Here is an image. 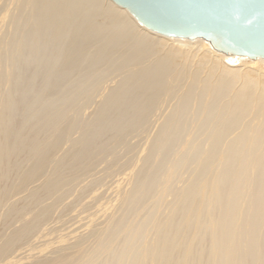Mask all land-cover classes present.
<instances>
[{
	"label": "bare ground",
	"instance_id": "1",
	"mask_svg": "<svg viewBox=\"0 0 264 264\" xmlns=\"http://www.w3.org/2000/svg\"><path fill=\"white\" fill-rule=\"evenodd\" d=\"M25 10L27 11V13H26L27 15L25 17H26V19H29V22H28L29 24H27V25H29V28L26 27V30L28 29L27 30L28 32H25L21 35L19 34L20 36H17L14 39V37L16 35H18V34H16L17 33V26H20L22 19H25L24 15H22V13L24 14ZM100 14L103 15L104 21L103 22L101 21V23L99 21V23H97L98 22V20H97V22L95 23V21H96L95 17L97 15L100 17ZM21 15L23 16V18L20 17ZM25 22H26V20H25ZM25 22H24V24H25ZM27 25H25V26H27ZM5 28H9V30L11 32V38L9 40H8V38L6 39L4 37V36H6V34L3 32V31H5L4 30ZM20 32L21 31H19V33ZM3 33L5 35H3ZM6 33H8V31ZM89 37H94L95 40L97 38L96 43L98 41H100V44H99V42L97 43L98 48H96L94 50L92 49L93 51L83 45L87 41V38H89ZM98 38H99V40H98ZM33 39L38 40L36 44H34ZM54 45L56 46V48ZM88 45H89V42H88ZM52 46L55 48L56 51L54 50V48H52ZM84 47H86V49L90 50V51L86 52V55H85V52H83V51H85ZM50 48H52L55 52H57L55 57L51 56L52 53H50V56H51L50 59L53 57L52 59L55 58L54 61L56 64L57 63L58 64L60 63V65L64 64V67L62 66L63 69L60 67V65L56 66L57 68H59V67L61 68V71L58 70L56 73H55L56 68L53 67V65L51 66V70H50L49 60H45L43 62L41 61V63H40V60H42L44 57L42 55H44L46 52L47 53L50 52L49 51ZM57 48H58V50H57ZM124 48H125V50H123ZM107 49H109V52L111 50L114 52L116 51L117 54L112 52V51L111 52L114 55H117V58L119 56L120 57L119 59L121 61H122V59H121L120 55L122 53L124 64L126 63L128 67H129V65L135 66L136 70H135V67H134V69L131 68L132 73H130L131 72V71H129V69L131 67L130 66L128 68L129 72L127 71V73H125L126 75H124V77H123L122 71H120L121 69H119L120 72L117 71V75H116L115 74L116 70L113 67L118 69V68H120L119 64L116 63V65H118V67H117V66L111 64V63L116 62V60L112 61L111 60L112 57H111V59L107 58L108 63L110 61H112L109 63V65H113V67L110 66V75H113V70H114L115 71L114 74L116 75L114 77H117V78H115L116 85L118 83V87H120L119 84L121 83L122 78L126 83H125V85H123L124 81H122V86L120 87V89L116 93L114 92L115 93L114 96L112 93L110 94V96H112V97L108 98V96H107V98H106L107 100L104 99V102L101 103L102 104L101 107H98L99 105H97V102H96L97 109H95L94 105L92 106V108L89 106V102L91 101L90 104H92V102L94 103V99H92L93 101L91 99L89 101V99L86 98L87 94L84 93L85 94V98H84V96L80 95L81 93L83 95V91L80 93V92H78L79 90H77L75 88L77 90L76 93H79V96L83 97V99H87V102H86V101H83V99L81 98L83 103L86 102V104H85L86 108L84 107L85 109L84 108L81 109V112L85 111L86 109H87L86 111L91 110V112L93 110L92 113L93 114L95 113V115H96V110H98V108H99L98 113H100V115H99V118H100L101 114L103 115L107 112H110L111 110H113V112H114V110H116L115 111L116 113L121 112L123 114H126L128 120H129L128 122H131L130 120H134L137 117H140V116L146 114L148 110L150 112V110H151L150 107L153 104L155 105V103H156L155 106L153 105V107H155L154 109H156L157 103H159L158 104V108H159L160 103L164 99L167 100V101H163V103H165V104H167L168 100L170 99L171 101L174 100V102H173L174 104L172 102L171 103L168 102V106H166V107H168V109L170 110L169 113H168L169 110H167V112H165L166 110L163 111V109L166 108L163 103L161 105V107L164 105V107H162L163 109L160 107L162 111H159L160 114L159 113L158 114L161 116L164 115L163 116L164 120L166 119L165 116H167V119L165 120L166 123H165L163 129H161L163 126V121L157 120L156 123L161 121L160 124L162 123V125L160 126L161 128H158L159 123L157 124L158 125L157 129H159L158 130L159 132L155 136L158 135V137H156V139H153V141H156L158 138L159 141L154 142L156 146H157V142H158L157 147L160 146L159 148H161V146H164V145L167 147L164 146L165 148L163 147V149H161V150L157 148V150L158 151H163L165 149L167 150V148L169 147V144H171V143H168V141L171 139L174 140L175 136L177 135V133L180 130L181 125H179L178 121L179 120H180V122L184 121L185 120L184 118L188 117V113H189V117H191L192 119L193 118L195 119V121L191 120V122H194L193 123L194 125L191 123V133H194V131H195L196 132L195 135H197L196 136L197 141H195L193 139L194 138L193 134L187 133L190 131L189 130L190 124L188 126V122L190 123V118L189 119L186 118V120H188V121L187 122L184 121V124L182 122L183 128L181 126V131L184 129L185 126L188 127L187 129L185 127V129L187 131L186 134H188V135L183 136V138H186V139L184 142L182 141V144H180L181 143L180 139H182V135L185 133L181 134V138H178V139L176 138V140L178 141L177 143L179 145L177 143H174L176 145L175 146L176 149H178V146H180V148H179L180 150L178 151V154H180V157H181V159H179V161H177L179 158V156L177 154V156L174 158L177 161V163L175 165L177 166V164H178V166H179V162L182 160L183 165L181 163L180 168L184 172H186L187 169H189L191 166H192L191 169H193L194 171H195V168H193V167H196V169L198 168L196 170L197 174L196 173L193 174V171L191 170L192 174L194 175V178H191L193 180V182L191 180H189L188 185L186 184L187 186L184 184L185 185L184 190H182L183 187L181 188L179 186L180 188L178 189V191L176 189L177 193H176V191H174V193L172 192L174 188L170 189V192H172L174 194V196L172 195L174 197L173 198L171 196V194L168 195V193H170V192L167 191V187H168L167 185L172 181V179L175 176L172 172H170V174L167 175L165 178L160 179V180H162L161 184H158L155 179H152V180H155V183L158 185V189L157 190L155 189L156 194L153 195L154 201L151 198L152 202L151 201L150 202L152 204H154L153 202H155V201L163 202L162 199L165 198V201H166V199H167V201L169 199L170 201H168V203L167 202L165 203L166 207H168V205H169V207L171 206L170 208L168 207L169 212L167 210V214L168 213H169V215L171 214V217H169V218H174V216L176 215L175 216L176 218H174L175 222H176V219L179 217L177 222L174 224V221H173L171 224V220H170V222H169V218L167 220L168 215L167 214L165 215L164 214L165 212H163L162 209H160V210L158 209L159 210L158 213H159V217H162L163 215H165V217L163 216L164 217L163 220H165V221H163L158 216H154L155 213H156L155 215H157V211H156L157 209L155 210V208L159 207L157 204V207H156V205H154L155 207L153 209L155 210V212L153 210V213H154L153 216H151V214H149L150 216L147 219V223H149L148 226L146 223H144L145 227H142L143 225H136L132 230H129L128 227H126V228L121 227V229H123L122 231L119 228L120 226H118V228L120 230V234H118V235L122 236V234H123L124 235L123 237L126 239V241L124 242L123 246L120 248L121 250L119 249V250H117V252H116V250L114 252H112V253L116 254V257H118V258L114 257L113 254L111 255V256H113L112 260H114L115 258L118 259L117 262L114 264H264V58L256 57V58L249 59V58L243 57V56H235V55H231V54H227V53L218 52V51L214 50L207 41H205L203 39H199V38L191 40V39H185V38L168 37V36H164V35L154 33L152 31L148 30L147 28L143 27L140 23H138L132 17V15H130L128 13V11L126 9L116 5L111 0H0V72H2L1 77L3 79H5V80H0V83H1L0 92L2 94H3V89L7 90L6 89L8 86L7 83H9L10 86H13L16 84L15 82H17V80H18V79H16L18 76L16 75V77H15L14 75L17 74L18 72L21 73L22 71H24V70L21 71V69L24 67L23 64L25 65V68L29 67V66H30V68H32L35 65L34 64L35 60H37L38 57H40V56H41V58L39 60V64L41 65V68L39 67L38 69H40V70L42 69V72L44 71L43 69H46V73H47V69H48V73L50 71L53 73L52 77L50 75L51 73H49L50 76H48V77H50V78H48V79L45 77H43V78L39 77V78H41V80L42 79L44 80V78H45V80L47 79L49 81V83L45 82V84H48V86H49V84L51 86L52 82L54 84H55V82L56 83L58 82L59 85H57V86L60 90H62L61 89V87H62L61 82H59L58 79H62L63 73H64L63 79H64V77H66V75L74 76L75 71H79L77 73L80 74V76H79V78H76L75 76H74L75 78L72 77L74 79L73 82L77 79L76 81L79 82V84H81V86H83L85 83L88 82V78H90V79L93 78L94 80L92 79V81H98L99 80L98 81L99 83L103 82L102 81L103 75H102L101 80H100L99 76H101V75H99L100 73H98V72H97V74L99 76L93 72V76H94V74H96L97 77L96 76L93 77L91 75L92 76V78H91L89 75L92 73V70H91V73H89L90 71H88L89 70L88 67H91L90 69H92V67H93V69L96 70V67H98V62L101 60L103 53H105L104 51H107V53H108ZM53 50H51V52H53ZM121 50H123V51H121ZM82 52H83V55L81 54L82 55V57H81L79 53H82ZM27 54H28V56H26ZM113 54L110 56H113ZM75 55H78V56H75ZM24 56H26V57H24ZM149 56L151 57V60H150ZM107 57H109V56H107ZM114 58L115 57H113V59ZM48 59H49V57H48ZM52 59L50 61H53ZM33 61H34V63H32ZM145 61L146 62L149 61L146 64V66H145ZM37 63H38V61H37ZM96 63H97V66L96 65L92 66ZM104 63H105V60H104ZM142 63L144 66L142 65ZM9 64H11L10 68H8ZM12 64L13 65L16 64L14 66H17V64H21L20 65L21 69L19 68V70H18L19 65L17 66L16 69H14L15 67H13ZM31 64H33V66H31ZM51 64H54V62H51ZM56 64H54V65H56ZM65 64H66V67H65ZM126 64L125 65L120 64L121 67L123 68L122 70H124L125 67H127ZM84 67H85V69L87 68L86 71H85ZM7 68L9 70V74L6 72ZM99 68L100 67H98V70H100ZM111 68H113L112 74H111ZM26 69H29V68H26ZM64 69L66 71L68 70V71H72V72H66L65 71L66 72L65 73V72H63ZM4 70H5V72H4ZM11 70H15V71H17V73L15 71H13L12 72L13 74L11 75ZM35 70H36V68H35ZM82 70L84 72H86V74H88V75L86 76L83 72L81 73ZM126 70H127V68H126ZM126 70H125V72H126ZM59 71L61 72L62 75L60 74ZM27 72H28V70H27ZM3 73L6 76H4ZM19 73H18V75H20ZM118 73L122 74V78L121 79L119 78L120 83L118 82L119 81V79H118L119 74ZM28 74H29V72H28ZM81 74L85 75L86 78L88 77L87 80L84 81V84L82 83L83 79L81 80V78H80L82 76ZM43 75L46 76L45 73H43ZM22 76H24V75H22ZM125 76H126V78H125ZM20 77H21V75H20ZM14 78L16 81L13 82ZM27 78L28 77H26V79ZM26 79H25V81H26ZM67 79L68 78H66L65 80H67ZM79 79H80V81H78ZM112 79H113V77H112ZM28 80H30V77L27 79V82H28ZM84 80H85V77H84ZM11 81H12V84L10 83ZM31 81H32V79H31ZM77 82H75V83L78 84ZM13 83H15V84H13ZM75 83H74V85H76ZM66 84H68L66 86H69L70 83H66ZM79 84H78V87L80 88ZM2 85L5 88L2 89ZM60 85H61V87H60ZM107 85H108V83H107ZM116 85H115V87H116ZM50 86H49V88H50ZM87 86H88V88H87ZM89 86L90 85H88V84L83 86L85 90L87 89V93H88V91L91 92V90H92L91 87L89 88ZM52 87L54 88L55 85ZM69 87H71V84ZM69 87H64V88H69ZM58 88L55 87V91H56V89L58 91ZM37 89H39V88H36V90ZM43 89L41 91H43ZM38 91L39 90H37L36 93H38ZM44 91H45V89H44ZM71 91H72V89H71ZM73 91H74V89H73ZM73 91L71 93H69V89H68V91H65V89H64V91H62L63 93L68 92L69 94L73 95V97L71 95L66 96L64 93V95L66 96V97H64L63 93L61 92V95L64 98L62 96H61V98L59 97L60 95H58V94H60V92H58V94H56L57 92L54 94L53 93L54 91H51L53 93V94H50V96L52 95V98L54 97L53 95H55V96L58 95V98H60V100L57 101L58 104L61 101V99L63 98L61 101L62 102L61 105L59 104L57 106L58 108L60 106H62L61 110L62 109L66 110V111L61 112V110L57 108V110H60V114H61L60 121L61 122L55 116H53L52 118L50 116H48V114H50V113L49 112L47 113V110H46V112H43L45 117L42 113L41 114L43 115L44 119L46 118V114H47L48 119H50L49 122H48V119L44 120L42 118V115L40 114L39 121L41 119V122L38 121L40 127L38 125H36V128L38 127L40 129L39 130L37 129V131L35 130V131H33V133H31V135L35 133L37 137H38V134H40V137H41L44 135L45 129H46L47 134H45V135H46V139H49V141H47L45 139V135L43 136L44 139H43V137H41V139H40V137H38L37 139H40V140H39V142L37 141L35 148H33L36 139L33 136H32V138H30L31 135H30V137H29V135H27L30 138V140H28V142L25 145L24 142L28 138L27 137L25 138V134L23 136L21 127H20L21 130L19 129V131H21L22 136H20V132H19V134L17 132L18 128H16V126L13 123V125H14V126H12L13 127V137L15 138V135L17 134L16 137L21 138V140H20V138L19 139L16 138L17 142H18V140H20V142H18L16 147L19 149V151H24V154L26 153L27 157L29 156V154L31 155V156H29L31 158L30 159L31 163H29L27 158L24 157L25 162H26L24 164L25 165L27 164L29 166H30V164H33V168L30 169V171H28L27 168L29 169V167L27 166V168H26V166H25L24 167L25 170H23L24 172L22 171L23 174L25 173L26 176H28L29 180H30L31 176H34L37 174L36 175V177H37V176H39V174L41 175V172H42L41 169L42 168H44L43 172L45 173L46 165L48 166V168H50V165H51L50 161H53V159H54V162H55V158H53V157L60 154L57 151H58V149L61 148L60 147L61 144H63V145L65 144V143H63L64 139L66 142L67 141L66 139L68 138L69 145H70V143L71 144L73 143L71 140L69 141V138H70L69 136H71V134L73 133L72 132L73 130H71L70 128H68V130H67V127H66V125H68V123H67L68 119H69V122L72 120V118L70 119V114H71V117L72 116H75V117L78 116L79 117L78 120L74 117V119L77 120V123L80 121V123H78V126L80 124L82 125V127H84V124H85V126H87L86 123H88V121H84V120L80 119L81 117L79 114H81V113L78 112L76 114L77 109L75 110L74 107H72L73 110L72 109L67 110L68 104L70 103V101L76 97L74 94H72ZM133 91L134 92L136 91V93L133 94ZM5 92L6 91H4V93ZM43 93L45 94V92H43ZM91 94L94 95V93H92V92L90 93V95ZM95 94H96V92H95ZM10 95H12V97H9ZM10 95L8 93V96L6 95L5 100L3 98L4 95H0L1 96V99H0V136H1L0 137V185H1V182L3 183V179L5 178V173H6V172L5 173L2 172V167L5 166V163L8 164L7 166H9L10 164L12 165V162L14 161V160H12L11 163L9 162L10 164L7 163L9 160H6V162L4 161V159H6L8 157V154L13 153V155H14V152H12V150H11L12 146H13L12 143L14 142V140H12L11 136H9V139L11 138L12 142H10L8 139V135L10 133L12 134V127H11L12 122L10 120L11 116L9 115V112L11 113V110L9 111V105L13 103L12 102L13 98L15 99L16 96H17L16 98H19V94L15 95V93L10 92ZM21 95H22V92H21ZM101 95H103V93L102 94L99 93V99H100ZM97 96H98V94L95 97H97ZM52 98H51V100H52ZM103 98H104V96L102 97V100L100 99L101 100L100 102L103 101ZM75 99H76V102L79 101L78 98H75ZM15 100L16 101H14V102H17V99H15ZM81 104L82 103H80V104L78 103V106L80 105L79 109L81 108ZM169 104L170 105L173 104L171 109L169 108ZM191 104H193L192 108H194L196 110L195 111L193 109L195 111V115H193L194 114L193 110L192 111L190 110ZM10 106L12 107V105H10ZM78 106H77V108H78ZM75 107H76V105H75ZM87 107H90V108H87ZM158 108H157V111H158ZM48 110L52 111L51 114H53V111H55V107L52 106ZM69 110L71 112H73V114ZM190 111L192 112V115H191ZM56 112L58 113L56 116L59 115V117H60L59 112L55 111V113ZM67 112H70V114L68 113V115L66 117L67 119L65 120L64 115H66ZM115 112H114L113 116L111 117V119L112 118L114 119V121H112V123L115 124L116 126L113 129L114 131L111 128L110 129L112 130L111 132H116V133H118L116 131L118 129V131H119L118 135L113 136V137H118L119 134L122 132V130H119L120 127H117V125L118 124L120 125L122 121L119 119L120 114H117L116 118L118 120H116V118H115L116 113ZM162 112H164V113L161 114ZM196 112H198V115L196 114ZM38 113H35V116H38ZM62 113L64 114L63 116H62ZM92 113H90V116ZM98 113H97V115H98ZM155 113L157 115L156 111H155ZM167 113L169 115H167ZM87 114H89V113H87ZM108 114L109 115L106 114V118L110 117V113H108ZM148 114L149 113H147L146 115H148ZM151 114L153 115L154 113L151 112L149 114L152 117ZM82 115H83V112H82ZM95 115L94 116L92 115L93 117L91 116V120L96 121V119H94V117H98V116L97 115L95 116ZM196 115H197V117H196ZM12 116H13V113H12ZM62 117H64V118L62 119ZM123 117L124 116H122V119H123ZM154 117H153V119H154ZM7 118H8V120H7L8 123H6ZM54 118H55V120H54ZM99 118H97V119L100 121V124H101L102 122ZM52 119H53V121H52ZM140 119H142V118L140 117ZM181 119H182V121H181ZM37 120H38V118H37ZM37 120H36V123H37ZM46 120H47V122H46ZM57 120H58V122H60L61 128H63V130L59 128L60 124H58ZM81 120L85 123L82 124L83 122ZM44 121L47 123L45 125L47 128L44 127V124H45ZM54 121H55V123L57 122L56 125H55V123L53 125ZM94 121H91L93 123L91 126L89 124L90 123V119H89L88 128H87L88 129L87 130L88 131V134H87L88 137L90 136L89 131L91 132L92 130H94V129H91V127L96 129V127L98 126L99 121L98 122L96 121L97 125L95 124ZM125 121H126V119H123V122H122L123 125L121 124L123 131H125L124 129H126V128L128 130H130V128L134 124L132 123V126H131L129 123V126H128L125 123ZM134 121L138 122L139 120L137 119ZM142 121H143V119H142ZM146 121L147 120H144V122H143L144 125H145ZM148 121H150V120L148 119ZM148 121H147V124H148ZM65 122H66V125L64 127L63 125L65 124ZM73 122L75 123V121L73 120L71 125L73 126V129L75 127L76 131H78V128L82 129V130L85 129V127L82 128L81 125L79 127L77 126V128H76V126L74 125ZM108 122H110V121H108ZM185 122L187 125L185 124ZM77 123H75V124L77 125ZM49 124H50V126H49ZM100 124H99V126H100ZM124 124H125V126H124ZM94 125H95V127H94ZM107 125L109 128L111 123H107ZM14 127L17 129V130H15L16 134L14 131ZM52 127L53 128L57 127L58 132L60 131L62 136L67 133L66 134L67 137L65 136V138H62L61 135L59 136L60 133H58L57 130L53 129ZM89 127L91 130L89 129ZM65 128H66V130H64ZM101 128H102V125H101ZM105 128H107V127H105ZM105 128H104V131H105ZM122 128H120V129H122ZM51 129L56 132L58 137H56V134H54L55 136L53 135V137L51 136V133L52 134L54 133L53 131H51ZM97 129L94 132H91V134L93 133V135H91L87 139L88 141H90V140L92 141V138L99 132V131H97ZM149 129H151V127ZM157 129H156V131H157ZM185 129H184V131H185ZM198 129H201V130L196 131ZM69 130H70V132H69ZM154 130H155V127H154ZM63 131L65 134H63ZM96 131H97V133H96ZM107 132H109L108 129H107L106 133ZM199 132H201V134H202L201 137H200ZM48 133L50 134V136L48 135ZM69 133H71V134H69ZM82 133L84 134V131H82ZM41 134H43V135H41ZM83 134L81 136H83ZM134 134H136V133L134 132ZM137 134H138V132H137ZM137 134L135 135L136 137H137ZM159 135H160V138H159ZM81 136H80V138H81ZM97 136L98 135H96V137L93 138V143L95 141L99 142ZM135 136H133V137H135ZM152 136L150 135V138H152ZM198 136L204 142L203 145L205 147L203 145H200L202 147H200L198 145L199 143H197V142L201 141ZM51 137H52L53 141L56 138H57V140H55L53 143ZM133 137L131 134V139H133ZM148 137H149V135H148ZM61 138L63 139V142H62ZM79 139H75V141L77 140V142H78ZM94 139H96V140L94 141ZM128 139H129V137H128ZM131 139H129V140H131ZM42 140H43L44 144H47V145L49 144V146L51 144L52 147L55 146V150H53V152L55 151V153L57 152V154L53 156V154H55V153L52 154V148L50 147V150H49V146H47V148L45 147V149H46L45 153H47V150H48V152H50L52 155L48 154L49 155L48 156L47 154H45L44 153L45 149L43 150L42 147L40 145H38V143H41ZM59 140H61V142ZM129 140H128V144H131V143H129ZM135 140H137V139H135ZM57 141L60 143V145H59V143L57 144ZM84 141H86V139L85 140L83 139V141L81 143L82 146L84 144L87 146V144L84 143ZM114 141H115V139L112 142H114ZM77 142H74V145ZM116 142L117 141H115L114 146L118 145V143H116ZM118 142L120 144V141H118ZM171 142L173 144L172 140H171ZM15 143H16V141H15ZM196 143H197L198 147H200V149H198L195 146ZM19 144H20V147H19ZM99 144H100V142H99ZM134 144H135V141H134ZM14 145H16V144H14ZM27 145L30 147L28 148ZM66 145H67V142H66ZM76 145L78 146V144H76ZM90 145H91V143H90ZM90 145H88V146H90ZM23 146L26 148V150L24 149ZM70 146L72 147V145H70ZM77 146L74 147V150H73V147L70 150L71 147L68 148L66 146V148H65L63 146L66 149L65 156H64V154H63V156L66 159L67 156L71 153V155L68 157H70V159H72V156H73V159H74L73 161H75V164L78 163V161L80 160L78 163V165L80 167L78 176L80 174V177H79L80 181H84V177H83V179H81V176H84V174H87V173L85 172L83 174L82 173L83 169L81 167L84 163L89 164L88 160L90 159L89 161H91V158H92L91 154L93 155L92 152H94V154L96 152V154H97V151H99L100 149L99 148H97V150L94 149V147H97L98 145L97 146L93 145L91 147L93 149H90V151H89L90 155L88 156V159H87L84 156V151H82V152L79 151ZM107 146H109V143L107 144ZM123 146L127 147L128 145L125 142V144ZM156 146H155V148H156ZM56 147H59V148L57 149ZM146 147H147V145H146ZM67 148L70 151H68ZM110 148H111V146L109 147V149ZM114 148H116V147H114ZM171 148H173V147L171 146ZM31 149H32V151H30ZM15 150H16V148H15ZM15 150L13 147V151H15ZM72 150L74 152L73 155H72V153H73ZM76 150H78V151L76 152ZM128 150L130 151L129 148H128ZM128 150L126 151V154L129 152ZM173 150L175 152H177V150H175V148H173ZM19 151L16 150L17 155H18ZM28 151H29V154L27 153ZM112 151L114 152V150H112ZM145 151H147L146 148H145L144 152ZM189 151H190V153H188V155H187L186 152H189ZM16 152H15V155H16ZM67 152H69V154ZM139 152H141V151H139ZM175 152H173V153H175ZM101 153H102V151H101ZM115 153H116V150H115ZM184 153L186 154V156H184ZM81 154H82V157H80ZM13 155H11V157H13ZM75 155H76V157H74ZM98 155H99V153H98ZM102 155H104V154L102 153L100 155V160H101ZM133 155L135 156V154H133ZM173 155L174 154H172V156H170V157H172L171 160L174 161V163H175V160H173ZM32 156H34V158H32ZM111 156H112V158L110 157L111 163H109V161H107L108 167H107V162H105V166L107 167V169H110L109 166H111L113 163H115L113 161V159H115L116 156H114L115 158H113V155H111ZM120 156L121 155H119L118 157H120ZM134 156L132 157L133 160L135 158ZM18 157L19 158H16V157L12 158V159H14V158L17 159V161L15 159V161L17 163L14 161L15 164L17 165L16 166L17 170L21 164L20 160L24 159V158H22V156H20V153H19ZM20 157H21V159H20ZM49 157L50 158L52 157V159H50ZM79 157H80V159H79ZM56 158H57V156H56ZM59 158L57 159L56 164L60 162ZM82 158H83V160H84V158H86L87 163L84 162L81 164ZM124 158H125V156H124ZM18 159H20L19 160L20 163L18 162ZM33 159H34V161H33ZM47 159L48 160L50 159V161L46 163L45 161ZM65 159L60 158V160H64V161H65ZM189 159L191 160L190 164H192V163L193 164L192 165L186 164V166H185L184 164L187 163V161L190 162ZM67 160H68V158H67ZM96 160H98V158ZM133 160H131V161H133ZM112 161H113V163H112ZM115 161H117V160H115ZM131 161L129 159V162H131ZM196 161H197V166H196ZM34 162H36V163H34ZM48 163L50 165H48ZM69 163H70L69 161H68V163L66 161V163H65L66 167H64V166L62 167V165H63L62 162L60 163L61 164L60 167L57 166L56 164L54 165V169L56 170V172L58 171L57 172L58 176L54 175V180L53 179L51 180L53 174L52 173H51V175L49 174L50 180L52 182H54L53 184H55V185H53V187L52 186L50 187L51 188L50 190H52V192L49 195H51L55 192L54 189L56 190V188L54 186L59 187L61 185L62 182H60V180L63 181L62 178H64V176L66 178H68L67 176L70 175V172L67 171V168L69 167L68 166ZM174 163L171 162L170 166L172 164H173V166H175ZM18 164H19V166H18ZM44 164H45V167H42ZM80 164H81V166H80ZM90 164H92V163H90ZM94 164H95V162H94ZM128 164H130V163H128ZM145 164L146 163H143L144 166H145ZM88 166H90V165H88ZM88 166L86 165L85 168ZM94 166L92 165L90 167H94ZM113 166L114 165H112V168H113ZM118 166H119V164H118ZM11 167L9 168V170L12 169ZM51 167H52V165H51ZM57 167H59L58 170H57ZM139 167H140V164H139ZM183 167H185V168L183 169ZM63 168H65L66 173L68 172L69 174H66L64 172L65 170ZM76 168L78 169L77 166H76ZM100 168L102 169V167H100ZM171 168H173V167H171ZM46 169H47V167H46ZM54 169L52 167V171H54ZM77 169H75V170H77ZM80 169H81V171H80ZM9 170H7V171L9 172ZM17 170H15V171H17ZM61 170H62V172L65 173V175H62L64 173H62ZM71 170L73 171V169H71ZM103 170H105V168ZM59 171L61 174L59 173ZM96 171H97V169H96ZM198 171H199V173H198ZM44 173H42V174H44ZM46 173L48 175V172H46ZM81 173H82V175H81ZM111 173H112V171H111ZM17 174H18V172L15 173V175H17ZM23 174L21 173V177L24 179ZM96 174L97 173H94L93 175H96ZM109 174L110 173L108 172V175ZM15 175H14L13 179L15 178ZM7 176H8V174H7ZM127 176H130V175H127ZM56 177H57V179H56ZM76 178H78V177H76ZM13 179H11V180H13ZM35 179H37V178H35ZM43 179H41V181ZM70 179L76 180L75 178L74 179L71 178V175H70ZM87 179H88V177H87ZM127 179H129V177H127ZM20 180L21 179L19 176L18 181H20ZM55 180L56 181L58 180V182H60V184L58 182L56 183ZM152 180L150 179L151 182H152ZM24 181H25V179H24ZM32 181L33 180H30L31 185H32ZM41 181H39V183ZM64 181H63V183H65ZM95 181H96V179H95ZM127 181L129 182V180H127ZM14 182H15V180H14ZM36 182H37V180L35 181V183ZM49 182L50 181H48V183ZM101 182H102V180H101ZM42 183H44V182H42ZM77 183H79V182L77 181ZM81 183L83 184V182H81ZM98 183H100V180ZM13 184H15V183H13ZM27 184H29V182L28 183L26 182V185ZM91 184L92 183H89L90 186H91ZM189 184H192V185H189ZM86 185H87V187L89 186L88 184H86ZM29 186H30V184H29ZM49 186H50L49 184H48V186L46 185V182L42 185L40 183V186H38L36 188L37 191L36 190L35 191L38 194L40 191L41 196L45 197L46 195L44 196L43 194H47L46 192L49 190ZM62 186L63 185H61V187ZM75 186H77V184L74 185V187ZM182 186H183V184H182ZM19 187H20V185H19ZM23 187H24L23 189L21 188L22 190H24V189L27 190L28 186H24V184H23ZM43 187L45 189H47L46 187H48L46 192H45V189L44 190L42 189ZM71 187H73V186H71ZM78 187H80V185ZM83 187L86 188L85 185L82 186L80 188V190H81L80 192L83 191L84 195H85V189L83 190L82 189ZM89 187L87 189H90ZM117 187H119V186H116L115 189H117ZM139 187H138V190H139ZM31 188L33 189L32 186H31ZM2 189H3V187L0 189V191ZM34 189H35V187H34ZM87 189H86V191H87ZM94 189L91 188L90 190L93 191ZM97 189H99V188L97 187L96 190ZM118 190L119 191L121 190L120 187ZM138 190H136V191H138ZM140 190H141V187H140ZM41 191L44 193H42ZM166 191H167V193H166ZM15 192L16 191H13L11 194H13V196H14ZM22 192H24V191H22ZM33 192H34L33 190H31V193H30V191L28 192V196L30 198H31V196L29 195V193L31 195H33L32 194ZM59 192H61V191H59ZM75 192H77V190ZM78 192H79V189H78ZM133 192L135 193L136 198H137V196H139V195H137V192H135V191H133ZM18 193H19V191H18ZM18 193L16 192V194H18ZM116 193L117 192H115V194ZM3 194L0 193V202L2 200L1 198L4 199V197H2ZM16 194L14 196L15 198H16ZM61 194H62V192H61ZM92 194H94V193L92 192ZM138 194H140L139 191H138ZM165 194H167L168 196H166ZM7 195H9L8 192H7ZM10 195H9V201H10V198L12 199L11 201H14V199L12 198V195H11V197H10ZM125 195H126L125 198H131L133 196L132 194H131V197L130 196L127 197L128 194H125ZM47 196H48V194H47ZM58 196L56 195L57 199H58ZM68 196H70L69 193H68ZM71 196H72V194H71ZM76 196L78 197V195H76ZM79 196H81V194H79ZM86 196L87 195H85V197ZM98 196H100V198L102 197L101 195H97L98 199H99ZM169 196H171L173 200L175 199V202L172 201V199H170ZM73 197H71V199ZM77 197H75V198H77ZM123 197H124V195H122V198ZM133 197L131 198V201H132ZM35 198H37V197H35ZM45 198H47V197H45ZM27 199L28 200H26V203L30 201V199L28 197H27ZM78 199H77V202H78ZM85 199H87V197ZM39 201L41 202L42 200H39ZM39 201L36 200L35 202H33V203H35L36 206L33 204V206H31V209H27L26 210L27 212H25L24 215L26 213H28V210H32L33 207L35 209H36V207H39V209H40ZM79 201H80V199H79ZM82 201L83 200H81L80 202H82ZM112 201L114 202V200H112ZM171 201H172V205H171ZM60 202H61V199H60ZM73 202H75V201H73ZM80 202H79V204H80ZM161 202L159 203V205L162 204ZM5 203H6V200H5ZM12 203L14 204V206H17L16 210H15V207L12 205V208L14 207L13 210L17 211L18 205H15L14 202H12ZM30 203H28V204H30ZM94 203H95V201H94ZM46 204L48 205L49 203H46ZM53 204H54V202H53ZM56 204H55V206H56ZM79 204L77 203V205H79ZM83 204H84V201H83ZM123 204L121 203V206ZM27 205H26V208H27ZM47 205H45V202H44V206L42 205V207H41L42 209H40L42 211L40 215L34 213L35 218H33V219H35L37 222L33 221V219H32V221H33L32 225L29 224V223H31L29 221H26V223L24 222L26 225H27V222H29L28 223L29 227L27 225L28 228H26V226L24 225L25 226L24 233L28 232V235H26V236L24 235L25 236L24 239H23L24 236L22 237L20 235V234H22V231L17 235V233L20 231L19 229H21L22 226H20V228H18V232L16 230V234L12 232L13 235L15 234L14 237L16 236L18 238V236H19L20 240H22V239H23V241L25 240L24 243L22 242L24 245L26 242H29V240L31 239V230L32 229L30 230V226H32L33 228L34 227L38 228V226H40L39 224H41L43 222L42 218H43L44 214L47 215L48 212H52V210L50 211L49 206H51V209L53 207H55L52 205V203H51V205L49 204V206H47ZM66 205H65V207H66ZM87 205H88V203H87ZM94 205H93V207H94ZM1 206H2V204H1ZM121 206H120V208H121ZM3 207H4V205H3ZM3 207H2V209H3ZM44 207H45V209H44ZM46 207H47V209H46ZM65 207L64 206L62 207V208H64L63 209L64 212H65L66 208H68V207H66V208ZM84 207H86V206L84 205ZM97 207H99L98 211H97V209H95V210L98 213L99 212L107 213L111 208V204L109 203V201L107 203H105V202L101 203L100 202V205ZM23 208L25 211V207H23ZM127 208H129V207H126V209L123 210L121 212V214L125 213L126 210L128 211ZM7 209H6V211L8 214H9V212H11L10 213L11 215L9 214L10 217L8 219L11 218L10 222L15 221V224H16L19 216L15 217V215L16 214L18 215L19 210L17 213V212H14L12 210L9 211ZM86 209H89V208L86 207ZM165 209L166 208L164 207V211H165ZM54 210H55V208H54ZM89 210H91V209H89ZM33 211H35V210H33ZM84 211L87 212V210H84ZM111 211H109V213ZM20 212L22 213V215H21V213L19 215L21 217L24 216L23 212L22 211H20ZM72 212H74L73 208H72ZM130 212H131V210L128 211L129 214H130ZM161 212H162V214H161ZM29 213H30V218H31L33 216V213H32V216H31V212H29ZM79 213L81 214V211ZM12 214H13V216H12ZM58 214H59V211H58ZM65 214H66V212H65ZM112 214H113V211L111 212V215H110L111 217H112ZM160 214H161V216H160ZM172 214H174V215H172ZM177 214L179 216H177ZM38 215L41 218H39ZM82 215H83V213H82ZM107 215H109V214H107ZM125 215H127V212H126V214L123 215V217H125ZM53 216L55 217V215H53ZM53 216H51V217H53ZM56 216H58V215H56ZM72 216H74V215H72ZM75 216H76V214H75ZM51 217H50V219H51ZM101 217L102 216L100 215V218ZM151 217H152V219H151ZM23 218H25V217L20 218L18 220L17 224H19V221H21L20 223L22 225V222L24 221ZM27 218H29V217H27ZM12 219L13 220L15 219V220L12 221ZM37 219H39V220H37ZM40 219L42 220V222L38 223V221H41ZM66 219H67V217H66ZM102 219L104 220L103 217H102ZM150 219H151V221H150ZM174 219H172V220H174ZM58 220H61V219H58ZM106 220L108 222L109 219H106ZM148 221H150V222H148ZM58 222H60V221H58ZM91 222H92V218L89 219V224L87 222V224L85 223L86 225H84V226L89 227ZM35 224H37V225H35ZM104 225H105V223H104ZM104 225H102L101 227H103ZM5 226L9 227L8 224L7 225L5 224ZM44 226H45V224H44ZM46 226H47V224H46ZM151 226H152V230H153V234H154V237L151 236L153 238L152 240H150L151 237H149L150 239L148 238L147 232H149V231L146 230V229H148V227L151 230ZM105 228H104V231H105ZM1 229H2V225H1ZM6 229H8V228H6ZM9 229H10V227H9ZM27 229H28V231H27ZM46 229H47V227H46ZM70 229H71V227H70ZM91 229L94 230L93 227ZM106 229H109V228H106ZM45 230H44V234L46 232L50 233L49 229H48L49 232H48V230L45 232ZM77 230H78V227H77ZM89 230H90V228H89ZM154 230H156L155 231L156 234L154 233ZM35 231L36 230L34 229L33 232H35ZM57 231H58V229H57ZM14 232H15V230H14ZM52 232L53 231H51L50 235L53 234ZM121 232H122V234H121ZM128 232H130V233L128 234ZM150 232H149V234H150ZM1 233H2V231H1ZM3 233H4V231H3ZM10 233H11V231H10ZM39 233H40V235H39L40 237H38L39 239H36V237H35L36 240H34V242L35 241L38 242L37 240H40L41 234L43 235V233H41V232H39ZM67 233H69V232H67ZM91 233H93V231H91L90 234ZM101 233H102V231H101ZM144 233L146 234V236H143V235H145ZM37 234H38V232H37ZM63 234H64V231H63ZM151 234H152V232H151ZM50 235H48V236H50ZM58 235L59 234H57V236ZM70 235H71V232H70ZM78 235H79V233L77 234V236ZM92 235H94V234H92ZM103 235L104 234H102V237H101L102 240H103ZM118 235L117 236L114 235V240L118 237ZM10 237L12 238V235ZM74 237H75V235H74ZM74 237H72V238H74ZM141 237H143V238L147 237L149 239V242L147 241L148 239H146V240H144V241H146V243L144 244V242H142L143 239ZM4 238L7 239L8 237L4 236L3 239ZM11 238H10V240H6V242H8V244L6 243L5 249L8 245L10 246L9 243L13 242L12 239H14V238H12V239ZM19 238L17 240H15L16 239L15 238L14 239L15 242L12 243L13 245H11L10 247H13L14 249L18 248L20 251V247H18V246L19 245L21 246V244H19V242H21V241H19ZM67 238H68V236L66 234V236L61 235L58 238H55L54 240H49V239H47V241L43 240L44 242H40L41 245H40V243L39 244L37 243V244L40 245L39 247L43 246L42 248H44V250L46 251L49 248H51L52 246H54L56 243H61V242H62V244L66 243V246H67V243H68ZM97 238H98V235H97ZM138 238H141L142 241ZM3 239H2L1 244L3 243ZM85 239H88V236ZM89 239H90V237H89ZM11 240H12V242H10ZM80 240H81V238H80ZM82 240H84V237ZM0 241H1V238H0ZM77 241H78V238H77ZM100 241L101 240H99L98 242H100ZM104 241H105V239L103 240V242H100V245L97 241H95L96 244L98 243L97 246H95V245L91 246V247H93L91 250L94 251V249L97 250L96 248H98L97 253H98V251H99V254L101 252L105 253V254L104 253L100 254L102 256L104 255L103 256L104 261H101L103 257H101L99 254H97V257L98 256L101 257V259H100V257L97 258L98 259L97 262H99V264H101L102 262L103 263L106 262V264H107V262H108V260H107L108 258H106L105 255L110 251L111 239L109 241L110 243L104 242ZM138 241H139L138 244L141 248L139 247L138 251H137V250H134L132 248H133V245L136 244V242H138ZM140 242H142L143 246L140 244ZM15 243H16L17 247H14ZM17 243L19 245H17ZM71 243L72 242H70V238H69L68 245ZM75 243H76V241H75ZM113 243H114V241H112V244ZM1 244H0V246H1ZM31 244H32V242H31ZM138 244H136L137 246L136 245H134V246L138 247ZM26 245H27V243H26ZM26 245L23 246V249L21 247V251L24 250V247L27 248L26 251L29 248L31 250H28L29 253L27 254V256H25L24 259H22L23 258L22 256L18 257V254L16 255V257H14L12 255L13 254L12 252H14L13 249L10 252V253H12V254H10L12 257H9V254H8L9 250L6 249V251L7 250L8 251L6 252V254L4 252V254H5L4 258L5 259L3 258L4 260H0V264H24V262H27L29 259H30V262H32V264H35L36 262H38V260H37L38 257H36L35 263L33 261V260H35V258L34 259L32 258V255H34L33 251L37 250V248H35L36 244H35V247L33 246L34 244L32 245L33 246L32 248H34V249H32L31 247L28 248ZM63 246H65V245H62L61 249L63 248ZM2 247L3 246H1V251H2ZM65 247H64V250H65ZM73 247H74V245H73ZM85 249H87V248H85ZM53 250H55V248ZM57 250H60V248H57ZM62 250H61V252L58 251V253H61L59 258L49 260L50 258L48 259L49 256L47 255L48 257H46V258L44 257L45 259H47L46 261H45V259L40 258L39 261H43V262H38L36 264H75V263L77 264L78 262H79L78 264H93V261L95 260L94 256L96 254L95 255L92 254V256H88V258L86 257L88 252H89V255H91L92 251L90 249H89L90 251H88V249H87V251L84 250L87 252V254H86V256L83 255L88 260H86L85 258L83 260V257H82V259L80 258L81 254H82L80 252V251H82L81 248H79L80 256H78L79 253H76L77 250L72 252V255H70L71 250H69V253L66 251L68 255L63 254L62 252L64 250L63 251ZM48 251H50V250H48ZM55 252H56V250H55ZM131 252H134V253H131ZM2 254L0 255V258L2 256ZM84 254H85V252H84ZM6 255H8V258L6 257ZM43 255H44V253L41 255V257H43ZM55 255L58 256L56 253H55ZM55 255H54V257H56ZM107 256H108V254H107ZM30 257L32 258V260ZM51 257H53V256H51ZM89 257L92 259L90 260ZM76 258H79L84 262H82V263H80V261L76 262L78 260ZM93 258H94V260H93ZM18 259L20 261H18ZM21 259H22V261H21ZM94 262H96V261H94ZM25 264H28V262Z\"/></svg>",
	"mask_w": 264,
	"mask_h": 264
},
{
	"label": "rangeland",
	"instance_id": "2",
	"mask_svg": "<svg viewBox=\"0 0 264 264\" xmlns=\"http://www.w3.org/2000/svg\"><path fill=\"white\" fill-rule=\"evenodd\" d=\"M27 13V11L25 10V12H24V14L22 13V15H24V17L27 15L26 14ZM20 16V17H22L23 18V16ZM21 18V19H22ZM96 21H95V23L97 22V20H98V22L97 23H99V21H100V23H101V21L103 22L104 20H103V15H101L100 14V17L97 15L96 17ZM25 20H26V22H25ZM21 21V20H20ZM24 22H25V24H24ZM29 22V19H26V17H25V19H22V21H21V24H20V26H17V33L16 34H18V35H16L15 37H14V39L17 37V36H20L21 34H23V33H25V32H28L27 30H26V27H28L29 28V25H27V24H29L28 23ZM25 25H27V26H25ZM25 26V27H24ZM5 31L7 30L8 31V33H6L5 31H3L5 34H6V36H4L6 39L8 38V40L11 38V32H10V30H9V28H5L4 29ZM19 31H21L20 33H19ZM3 33V35H5ZM10 34V35H9ZM20 34V35H19ZM90 40V41H89ZM98 40H99V38H98ZM37 39H33V42H34V44H36L37 43ZM96 41H97V38H96V40H95V38L94 37H89V38H87V41L83 44L84 46H86L87 48H89L90 50H94V49H96V48H98V45H97V43L99 42V44H100V41H98L97 43H96ZM88 42H89V45H88ZM92 44V45H91ZM95 45V46H94ZM55 46V45H54ZM92 46V47H91ZM100 46V45H99ZM58 47V46H57ZM86 47H84V50L85 51H83V52H85V55H86V52H88V51H90L89 49H86ZM52 48H54L53 46H52ZM52 48H50L49 49V51L50 52H46L44 55H42V56H44L43 57V59L42 60H40V58H41V56L40 57H38V59L37 60H35V63H34V61L32 62V63H34L35 65H34V67H32V68H30V66L29 67H26V68H29V69H26L25 68V65L23 64V68L21 69V64H17V66L19 65V67H18V70H19V68L21 69V71L22 70H24V71H20L21 73H19L20 75H21V77H20V75H18V73H17V71H15V70H11V75L13 74L12 72L13 71H15L17 74H15L14 76L16 77V75L18 76L16 79H18L17 80V82H15V83H13V84H15V85H13V86H10L9 85V83H7L8 84V86H7V90H5V89H3V88H5L3 85H2V89H3V94L1 93L0 95H4L3 96V98H4V100H5V97H6V95L8 96V93H9V95H10V92H13V93H15V95H17V94H19V98H16L15 97V99H17V102H14V101H16L14 98H13V100H12V104H10V105H12V107L9 105V111L11 110V113L9 112V115L11 116V122H12V125H11V127L12 126H16V128H18V130L14 127V131L15 130H17V132H18V134H19V132H20V136H22L21 135V131H19V129L21 130V128H22V134H23V136H24V134H25V138L27 137L28 139L24 142L25 143V145H26V143L28 142V140H30V138H32V136L36 139V141H35V143H34V146H33V148H35V145L37 144V141L39 142V140L41 139V137H43L45 134H47L46 133V129H45V133H44V135L43 134H41V135H43V136H41L40 137V134H38V137H40V139H37L38 137L36 136V134L34 133V134H32L31 135V133H33V131H37V129L39 130L40 128H36V125H38L39 127H40V125H39V123H38V121H39V116H40V114L42 113L43 115H44V113L43 112H46V110H47V113L49 112L50 114H48V116H50L51 118L53 117V116H55L57 119H59V121H60V118H61V114H60V110H61V107L62 106H60L59 108L57 107L59 104L61 105V101H62V99L64 98V97H66L67 95H71V94H69V93H71L72 91H73V89H74V91H73V93L72 94H74L75 96V98H78L79 99V101L78 102H76V99L74 98L73 100H71L70 101V103L68 104V108H67V110L68 109H72L73 110V108L72 107H74V109L76 110V114L78 113V112H80L81 114H79L80 115V119H82V120H84V121H88V123H89V119H90V125L92 126V122L91 121H94V120H91V116L93 115H95V113L93 114L92 112H93V110H92V112H91V110L89 111H82L83 112V115H82V112H81V109H83L84 107L86 108V106H85V104H86V102H87V99H83V97H81V96H84V98H85V94H87L86 95V98H88L89 99V101H90V99L92 100V99H94V103L92 102V104H90L91 103V101L89 102V106L92 108V106L94 105L95 106V109H97V105H99L98 107H101V103H103L104 102V99H106L107 98V96H108V98H110V97H112V96H110V94L112 93L113 94V96L115 95V93L120 89V87L122 86V81H124L123 80V78H122V74H123V77H124V75H126L125 73H127V71H128V68L130 67V69H129V71H131L130 73H132V70H131V68L132 69H134V67L135 66H132V65H129V67L127 66V64H126V66L127 67H125V69L124 70H122L123 68L121 67V65H125L124 64V60H123V56H122V53H121V59H122V61L119 59L120 57L118 56V58H117V55H114L112 52H114V51H110L109 52V49H107L108 50V53H107V51H104L105 53H103V55H102V58H101V60L98 62V67H100L99 69L100 70H98V67H96V70H94L93 69V67H92V69H90L91 67H88L89 68V70L88 71H90L89 73H91V70H92V73L89 75L91 78H92V76H93V72L94 73H96L97 74V72L98 73H100L99 75H101V76H99L98 74V76L100 77V80H101V77H102V75H103V82H98V81H92V79H90V78H88V82L87 83H85L84 84V81H86L87 80V78H86V76L88 75V74H86V72H84L83 70L85 69V67H84V69L81 71V73L83 72L85 75H83V74H81L82 76L80 77L81 78V80L83 79V84L84 85H90L89 86V88L91 87V92L92 93H94V95L93 94H91L90 95V91H88V93H87V89L85 90L84 89V85L83 86H81V84H79V82H77L76 80L73 82V78L72 77H76V78H79V76H80V74H78L77 72H79V71H75L74 72V76H69V75H66V77H64V79H63V75H64V73L63 72H65L66 70V68L64 69V71L62 72L63 73V75L61 74V68H62V66L64 67V64L63 65H60V63L58 64H56L55 63V61H54V59H52L53 61H50L51 59H50V57L51 56H56V53L57 52H55L56 50H55V48H56V46H55V48H54V50L52 49ZM122 49V48H121ZM51 50H53V52L55 53H53V52H51ZM57 50H58V48H57ZM92 50V51H93ZM123 50H125V48L123 49ZM123 50H121V51H123ZM117 51V52H118ZM83 52L82 53H79L80 54V56L82 57V55H83ZM50 53H52V55L50 56ZM114 53H116V51L114 52ZM48 54V55H47ZM82 54V55H81ZM109 54V55H108ZM113 54V56H110V55H112ZM117 54V53H116ZM46 55V56H45ZM26 56H28V54L26 55ZM26 56H24V57H26ZM75 56H78V55H75ZM107 56H109V57H107ZM48 57H49V59H48ZM80 57V58H81ZM111 57H112V59H111ZM113 57H115L114 59H113ZM150 57V56H149ZM110 58L112 61L114 60H116V62H114V63H111V64H113V65H115V66H117L118 67V65H116V63L117 64H119V67L120 68H118V69H116L115 67H113V65H109V63L110 62H112V61H110L109 63H108V59ZM25 59V58H24ZM39 60H40V63H41V61L43 62V61H45V60H49V62H50V70H51V66L53 65V67H55L56 68V71H55V73L58 71V70H60L59 72H60V74L62 75V79H58L59 80V82H61V85H62V87H61V85H60V87H61V89L62 90H60L59 88H58V86L57 85H59V83L57 82H55V84L52 82V85L50 86V84H49V86H50V88H49V86H48V84H45V82L46 83H49V81L47 80L48 78H50V77H48V76H50L51 75V77L53 76V73L50 71L49 73H51L50 75H49V73H48V69H47V73H46V69H43L44 71L42 72V69L40 70V69H38L39 67L41 68V65L39 64ZM104 60H105V63H104ZM150 60H151V57H150ZM37 61H38V63H37ZM119 63H118V62ZM51 62H54V64H56V65H54V64H51ZM149 61H145V66H146V64L148 63ZM105 64V65H104ZM121 64V65H120ZM13 65V64H12ZM14 65H16V64H14ZM13 65V67H15L14 69H16L17 68V66H14ZM59 66L60 65V67L59 68H57L56 66ZM97 66V63L96 64H94V65H92V66ZM142 65H143V63H142ZM10 66H11V64H9V67L8 68H10ZM31 66H33V64H31ZM110 66L111 67H113L115 70H116V72L113 70V75H110ZM144 66V65H143ZM52 67V68H53ZM65 67H66V64H65ZM124 67V66H123ZM139 67V66H138ZM8 68L6 69V72L9 74V70H8ZM35 68H36V70H35ZM95 68V67H94ZM113 68H111V74H112V69ZM126 68H127V70H126ZM13 69V68H12ZM38 69V70H37ZM63 69V68H62ZM87 69V68H86ZM86 69H85V71H86ZM119 69H121L120 71H122V74H120V73H118L119 75H118V79L120 78H122V81H121V83H120V79H119V85H120V87H118V83H117V85H116V81H115V78H117V77H114V76H116L117 75V71H119ZM27 70H28V72H29V74L31 75H29L28 74V72H27ZM125 70H126V72H125ZM135 70H136V67H135ZM32 71V72H31ZM53 71V70H52ZM119 71V72H120ZM128 71V72H129ZM4 72H5V70H4ZM31 72V73H30ZM66 72H72V71H66ZM65 72V73H66ZM114 72H115V74H114ZM1 73L2 72H0V77H1ZM43 73H45L46 74V76H44L43 75ZM129 73V74H130ZM4 74V73H3ZM33 74V75H32ZM48 74V75H47ZM58 74V73H57ZM96 74H94V76L93 77H97V75ZM22 75H24V76H22ZM28 75V76H27ZM71 75V74H70ZM92 75V76H91ZM4 76H6L5 74H4ZM30 77V80H28V82H27V79H26V77ZM85 77V80H84V77ZM121 76V77H120ZM8 77V76H7ZM6 77V78H7ZM26 79V81H25V79ZM32 77V78H31ZM38 79H37V78ZM39 77H41V78H43V77H45V78H47L46 80H45V78H44V82L41 80V78H39ZM61 77V76H60ZM59 77V78H60ZM74 77V78H75ZM98 77V78H99ZM112 77H113V79H112ZM2 78V77H1ZM0 78V80H5V79H1ZM35 78V79H34ZM66 78H68L67 80H65ZM125 78H126V76H125ZM31 79H32V81H31ZM37 80V81H36ZM50 80V79H49ZM57 80V79H56ZM94 80V79H93ZM96 80V79H95ZM126 80V79H125ZM14 81H16L15 80V78H14V80H13V82ZM30 81V82H29ZM48 81V82H47ZM54 81V80H53ZM78 81H80V79L78 80ZM3 82V81H2ZM43 82V83H42ZM51 82V81H50ZM75 82H77L78 84H79V86H80V88L78 87V84H76ZM11 84H12V81L10 82ZM30 83V84H29ZM66 83H70L71 84V87H69L70 86V84H69V86H66V85H68V84H66ZM74 83L76 84V85H74ZM94 83V84H93ZM107 83H108V85H107ZM113 83V84H112ZM125 81H124V83H123V85H125ZM3 84V83H2ZM5 84V83H4ZM55 85V87H57L58 88V91H57V89H56V91H55V87L53 88L52 86H54ZM0 85H1V83H0ZM107 85V86H106ZM114 85V86H113ZM115 85H116V87H115ZM48 86V87H47ZM98 86V87H97ZM39 88V89H37V90H39L38 91V93H36L37 92V90H36V88ZM64 87H69V88H64ZM78 87V88H77ZM86 87V86H85ZM100 87V88H99ZM41 88V89H40ZM45 89V91H44V89ZM79 90L78 92H82L83 91V95H82V93L80 94L81 96H79V93H76L77 92V90ZM87 88H88V86H87ZM96 88V89H95ZM43 89V91H41ZM64 89H65V91H68V89H69V93L68 92H64L65 93V95H64V93L62 92V91H64ZM71 89H72V91H71ZM89 90V89H88ZM134 90V89H133ZM4 91H6L5 93H4ZM51 91H54L53 93L55 94L56 92V94H58V92H60V94H58V95H60L59 97L61 98V92L63 93V98L61 99V101L59 102V104L57 103V101L58 100H60V98H58V95H53L54 97L52 98V95L50 96V94H53ZM21 92H22V95H21ZM41 92V93H40ZM43 92H45V94L43 93ZM47 92V93H46ZM51 92V93H50ZM90 92V93H89ZM95 92H96V94H95ZM115 92V93H114ZM67 93V94H66ZM85 93V94H84ZM99 93H103V95H101L102 97L104 96V98H103V101L102 102H100L101 100H102V97L100 96V99H99ZM136 93V91L134 92L133 91V94H135ZM6 94V95H5ZM98 94V96L97 97H95L96 95ZM132 94V93H131ZM13 95V94H12ZM12 95H10L9 97H12ZM14 95V96H15ZM47 97H46V96ZM106 95V96H105ZM13 96V97H14ZM72 97H73V95H71ZM88 96V97H87ZM133 96V95H132ZM52 98V100H51V98ZM8 98V97H7ZM48 100H47V99ZM55 98V99H54ZM81 98L83 99V101H86V102H82V100H81ZM98 98V99H97ZM0 99H1V96H0ZM12 99V98H11ZM77 99V100H78ZM168 99V98H167ZM50 100V101H49ZM107 100V99H106ZM105 100V101H106ZM47 101V102H46ZM93 101V100H92ZM163 101H167L166 99H164ZM163 101L160 103V105H159V108H158V104L159 103H157V108H158V111H157V108L156 109H154L155 107H153V105L150 107L151 108V110H150V112H149V110L147 111V113H154L153 115H152V117L148 114V115H146V114H144V115H142V116H140L142 119H143V121H142V119H140V117H137L136 119H134V120H139L138 122L137 121H134V120H130L131 122H128L129 120H128V118H127V116H126V114H123V113H121V112H118V113H116L115 111L116 110H114V112L116 113V116H115V118L117 117V114H120L119 115V119L123 122V119H126V121H125V123L129 126V123H130V125L132 126V123L135 125H133L131 128H130V130H128L127 128L126 129H124L125 131H123V128H122V122H121V124L119 125H117V127H120V128H122V129H120L119 128V130H122V132L119 134V136L118 137H113L114 135L116 136V135H118V133H119V131H118V129L116 130L118 133H116V132H111L114 128H115V124H113L112 123V121H114V119L112 118L111 119V117L113 116V114H114V112H113V110H111L110 112H107V113H105V114H101V117L99 118V115H100V113H98V110H99V108H98V110H96V115H97V113H98V117H94V119H96V121L98 122L99 120L97 119V118H99L100 120H101V122L105 125H103L102 123L100 124V121L98 122V126L96 127V129H97V131H99L98 133H97V131H96V135H98L97 136V138H98V141L100 142V144H99V142H97V141H95L96 139H94V143H93V138L94 137H96V135L92 138V141L90 140V141H88L87 139L91 136V135H93V133L91 134V132H94L96 129L95 128H92L91 127V129H94V130H92L91 132L89 131V133H90V136L88 137L87 136V134H88V123H86L87 124V126H85V122H83L82 120V124H84V127H85V129L84 130H82V129H79L78 128V131H76V129H75V127H74V129H73V126L71 125V123H72V121L74 120L75 121V123H77V120L79 119V117L77 116V117H75V116H72L71 117V114H70V112H67V114L66 115H64L63 113H62V116L64 115L65 116V120L67 119L66 117H67V115H68V113L70 114V119L72 118V120L69 122V119H68V125H66V122H65V124L63 125L64 127H65V125H66V127H67V130H68V128H70L71 130H73L72 132V134L71 133H69V134H71V136H69L70 138H69V141L71 140L73 143L71 144L70 143V145H72V147H73V150H74V147H76L77 145L76 144H78V146H77V148L79 149V151H84V156L88 159V156L90 155L89 154V151H90V149H93V148H91L93 145L94 146H97V147H94V149H96L97 150V148H99L100 150L99 151H97V154H96V152H95V154H94V152H92L93 153V155L91 154V156H92V158H91V161H89L88 160V162H89V164H85L84 162H86L87 163V159L86 158H84V160H83V158L81 159V164L82 163H84L83 165H82V173L84 174L85 172L87 173V174H84V176H81V179H83V177H84V181H80V174H79V176H78V173H79V165H78V163H79V161H78V163H76L75 164V161H73L74 159H73V156H72V159H70V157H68V156H70L71 155V153L69 154V152H67L69 155L67 156V158H68V160H67V158L65 159L64 158V156H65V151H66V146L69 148V147H71L70 145H69V143H68V138L66 139L67 141V145H66V142H65V139H64V142H63V139L62 138H65V136L67 137V133L65 134L64 133V131H63V134H65V135H61V133H60V131L58 132V128L56 127H52L53 129H56L57 130V132L58 133H60L59 134V136L61 135L62 136V142L63 143H65L64 145L63 144H61V148L60 149H58L59 147H56L57 149H58V153H60V154H58V155H56L57 154V152L55 153V151L53 152V150H55V146L54 147H52V145L50 144V146H49V144L47 145V144H44L43 143V140L41 141V143H38V145H40L41 147H42V149L44 150L45 149V147L47 148V146H49V150H50V147L52 148V154L53 153H55V154H53V156L54 155H56L57 156V158H56V156L55 157H53V158H55V162H54V159H53V161H50V159H52V157L47 161H45L46 163L47 162H51L50 164L52 165V167H53V169H54V165L56 164V161H57V159L60 157V158H63V159H65V161L64 160H60V158H59V163H57L56 165L57 166H61V162L63 163V165H62V167L64 166V167H66L65 166V163H66V161H67V163H68V161L70 162L69 164H68V166L70 167H68L67 168V171L68 172H70V175H71V178H75L76 180H72V179H70V175H68L67 177L68 178H66L65 176H64V178H62L63 179V181L65 182V183H63V181H61L60 180V182H62L61 183V185H63L62 187H61V185L59 186V187H57V186H54L55 188H56V190L54 189V195L53 194H51V195H49L51 192H52V190H50L51 188V186L53 187V185H55V184H53L54 182H52L51 180L53 179L54 180V175L55 176H58V171L56 172V170L54 169V171H52V167H51V165L48 163V165H50V168H48V166L46 165V167H47V169H46V167H45V164L42 166V167H45V173L43 172V170H44V168H42L41 169V175L39 174V176H37L36 177V175H34V176H31V178H30V180H33L32 181V185H31V182H30V180H29V178H28V176H26V174L24 173L23 174V170H25V166H26V168H27V166L29 167V169L27 168V170L28 171H30V169H32L33 168V164H30V166L29 165H25L24 163H26L25 162V158L24 157H26L27 158V160L29 161V163H31L30 162V157L29 156H31L30 154H29V151L27 152L28 154H29V156L27 157V155H26V153L24 154V151H19V149L16 147L17 146V144H18V142H20V140H21V138H20V140H18V142H17V139H19V138H17L16 137V131H15V138L13 137V127H12V134L10 133L9 135H8V139H9V136H11V138H12V140H14V142L12 143L13 144V146H12V152H14V155H15V152H16V150H18L19 152H18V155H19V153H20V156H22V158H24L23 160H20L21 159V157H20V159H18V162H19V160L21 161V164H20V166H19V164H18V170H17V168H16V164H15V162L17 161V159L16 158H19L18 157V155H17V152H16V155L14 156L13 155V153L11 154L10 152V154H8V157L6 158V159H4V161L6 162V160H9L7 163H11L12 162V160H14L15 161V159H16V161L14 162H12V167L9 165V166H7L8 164H6L5 163V166H3L2 167V172H6L7 174H8V176H7V174L5 173V178L3 179V183L1 182V185H0V187L2 186L3 187V189L0 191V193L1 194H3V196L2 197H4V199L3 198H1L2 200H1V202H0V206H1V204H2V206L0 207V224L2 225V229H1V225H0V238H1V241H0V244H1V242H2V239H3V237L4 236H6V237H8L7 239H3V245L1 244V246H3L2 247V251H1V246H0V255L2 254V256H1V258H0V260H4L5 258V254H6V252L8 251L9 253V257H12L10 254H12L14 257H16V255L18 254V257H20V256H22L23 258L22 259H24L25 258V256H27V254L29 253V251L28 250H31L29 247H35V244H36V247L35 248H37V250H34L33 251V254L35 255H32V258L34 259L35 258V260H33L34 261V263L36 262V257H38V262H43V261H39V259L41 258H43V259H45L46 257H48V259L49 260H53V259H56V258H59L60 257V255H61V253H58V251L59 252H61V250L63 249L64 250V247L66 246V243H64V244H62V242L61 243H56L54 246H52L51 248H49L48 250H50V251H48V250H44V248H42L43 246H41V247H39L40 245H41V243L40 242H44V241H47V239H49V240H54L55 238H58L59 236H66V234H67V236H68V238H67V242L69 243V238H70V242H72L71 244H69L68 245V243H67V246L65 247V250L62 252L63 254H65V255H68L67 254V252L69 253V250H71V254L70 255H72V252H74V251H76L77 250V252L76 253H79V248H81L82 249V251H80L82 254H81V259H82V257H83V260H84V258L86 259V257L88 258V256H92V254H96L94 257H95V260H94V258H93V260L94 261H96V262H94L93 261V264H99V262H97V258L98 257H103L102 255H100V254H103L104 252H101L100 254H99V251H98V253H97V250H98V248H96L97 250H95L94 249V251L93 250H91L93 247H91V246H97V244L99 243V245H100V242H103V240L105 239V241L104 242H108V243H110V251L107 253L108 254V256H107V254L105 255V257L106 258H108L107 260H108V262H107V264H114V263H116L117 262V260L118 259H116V258H118V257H116V254L115 253H112V252H114L115 250H116V252H117V250H119L122 246H123V244H124V242L126 241V239L123 237L124 235L122 234V232H121V234H122V236L120 235H118V234H120V230L122 231L123 229H121V227L122 228H126V227H128V229L129 230H132L136 225H143L142 227H145L144 226V223H146L147 224V226H148V224L149 223H147V219H148V217L150 216L149 214H151V216H153V208L155 207L154 205H156V207H157V204H158V208H155V210L157 211V215H155L154 214V216H158L159 217V213H158V211L160 210V209H162V211L163 212H165L164 214L166 215L167 214V210L171 207H169V205H168V207H166L165 206V203L167 202L168 203V201H170L169 199H168V201H167V199H166V201H165V198L164 199H162L163 200V202H161L162 204H160L159 205V201H155V202H153L154 204H152L151 202V198L153 199V195L154 194H156V191H155V189L157 190L158 189V185L155 183V180H156V182L158 183V184H161V181L162 180H160L161 178H165L167 175H169L170 174V172H172L175 176H174V178L172 179V181L167 185L168 187H167V191L168 192H170V189H172V188H174L173 189V193H174V191H176V189H177V191H178V189L181 187H183V189L182 190H184V186L187 184L188 185V181L189 180H191L192 182H193V180L191 179V178H194V175L193 174H197V172H196V170L198 169H196V167H193V168H195V171L193 170V169H191L192 168V166L189 168V169H187V171L186 172H184L180 167V165H181V163H182V160L179 162V166H178V164H177V166L175 165L176 163H177V161H179V159H181V157H180V154H178V151L180 150L179 148H180V146H178V149H176V145L174 144V143H177L178 141L176 140V138L178 139V138H181V134H183V133H185V134H183L182 135V139H180V144H182V141L184 142L185 141V139L186 138H183V136L184 135H188V134H193V139L195 140V141H197L196 140V136L197 135H195L196 134V132L194 131V133H191V123L193 124L194 122H191V120H194L195 121V119L193 118H191V117H189V113H188V117H185L183 120L184 121H188V120H186V118L187 119H189L190 118V123L188 122V126H189V124H190V128H189V132H187L186 131V129L188 128V127H186V129H185V127H184V129H185V131H184V129L181 131V126H182V128H183V125H182V122H183V124H184V121H182V119H181V121L182 122H180V120L178 121L179 122V125H181L180 126V130H179V132L177 133V135L175 136V139L173 140V139H171L172 141H173V144H172V142H171V140H169L168 141V143H171V144H169V147L167 148V150L165 149V150H163V151H158L157 150V148L158 149H163V147L165 146H161V148H159V147H157L158 146V142H157V146L155 145V143L154 142H156V141H159L158 140V138H157V140L156 141H153V139H156V137H158V135L157 136H155L156 134H158V130L159 129H157V127H158V123H159V127L158 128H161L160 126L162 125V123L160 124V122H158V123H156L157 122V120H162L163 121V126H162V128L161 129H163V127H164V125H165V120L167 119V116H165V120L163 119V116H161V115H159L160 114V112L159 111H162L161 110V108L162 107H164V105H165V107L166 106H168V102L169 103H173L174 102V100L173 101H171L170 99L168 100V102H167V104H165V103H163ZM96 102H97V105H96ZM78 103L80 104V103H82L81 104V108L79 109V107H80V105L78 106ZM162 103L164 104L162 107H161V105H162ZM76 105V107H75V105ZM84 104V105H83ZM174 104V103H173ZM173 104H169V108L171 109V107L173 106ZM73 105V106H72ZM155 105H156V103H155ZM154 105V106H155ZM52 106H54L55 107V111H58L59 112V114H60V117H59V115L58 116H56L58 113L56 112L55 113V111H53V114H51V112L52 111H50V110H48L49 108H51ZM71 106V107H70ZM77 106H78V108H77ZM11 107V108H10ZM90 107H87V108H90ZM161 107V108H160ZM193 107V104H191L190 105V110L192 111L194 108H192ZM57 108L58 109H60V110H57ZM84 108V109H85ZM167 108V109H166ZM165 109H163V111H165V112H167V110H169L168 109V107H166ZM41 109V110H40ZM94 109V108H93ZM53 110V109H52ZM80 110V111H79ZM154 110V111H153ZM195 110V109H194ZM193 110V112H194V114L193 115H195V111ZM63 111H66V110H64V109H62L61 110V112H63ZM95 111V110H94ZM155 111L157 112V115H156V113H155ZM190 111V113H191V115H192V112ZM39 112V113H38ZM75 112V111H74ZM170 112V110L168 111V113ZM12 113H13V116H12ZM35 113H38V116H35ZM72 114H73V112H71ZM85 113V114H84ZM87 113H89V114H87ZM90 113H92L91 114V116H90ZM108 113H110V117H108V118H106V114L107 115H109ZM159 113V114H158ZM164 112H162L161 114H163ZM167 113V115H169ZM41 114V115H42ZM196 114L198 115V112H196ZM43 115H42V118H43ZM87 115V116H86ZM95 115V116H96ZM156 115V116H155ZM197 115H196V117H197ZM92 116V117H93ZM122 116H124L123 117V119H122ZM156 118H155V117ZM161 118H160V117ZM44 117H45V115H44ZM59 117V118H58ZM74 117L77 119V120H75L74 119ZM89 117V118H88ZM153 117H154V119H153ZM158 117V118H157ZM8 118L6 119V123H8ZM37 118H38V120H37ZM64 117H62V119H63ZM87 118V119H86ZM105 118V119H104ZM44 119V118H43ZM45 119H48V117H47V114H46V118ZM44 119V120H45ZM148 119L150 120V121H148ZM36 120H37V123H36ZM49 120L50 119H48V122H49ZM54 120H55V118H54ZM107 122H106V121ZM116 120H118L117 118H116ZM144 120H147L148 121V124H147V121H146V123H145V125H144ZM52 121H53V119H52ZM63 121V120H62ZM96 121H94L95 122V124L97 125V123H96ZM108 121H110V122H108ZM153 121V122H152ZM39 122H41V119H40V121ZM45 122V121H44ZM46 122H47V120H46ZM45 122V124H44V127L45 128H47L45 125L47 124ZM57 122H58V120H57ZM56 122V123H57ZM61 122V121H60ZM60 122H58V124H60ZM64 122V121H63ZM142 122V123H141ZM177 122V123H178ZM186 122H185V124H186ZM13 123H14V125H13ZM51 123V122H50ZM54 123H55V121L53 122V125H54ZM56 123H55V125H56ZM74 123V122H73ZM74 123V125L76 126V128H77V126H78V123H80V121L77 123V125ZM107 123H111V125L109 126V128H108V125H107ZM153 123V124H152ZM156 123V124H155ZM57 124V125H58ZM99 124H100V126H99ZM81 125V124H80ZM79 125V126H80ZM89 125V126H90ZM101 125H102V128H101ZM150 125V126H149ZM187 125V124H186ZM194 125V124H193ZM192 125V126H193ZM49 126H50V124H49ZM59 126V125H58ZM69 126V127H68ZM78 126V127H79ZM124 126H125V124H124ZM21 127V128H20ZM81 127H82V125H81ZM84 127H82V128H84ZM94 127H95V125H94ZM105 127H107V128H105ZM138 127V128H137ZM151 127V129H149ZM154 127H155V130H154ZM36 128V129H35ZM59 128L60 129H62L63 130V128H61V124H60V126H59ZM104 128H105V131H104ZM112 130H111V129ZM137 128V129H136ZM89 129H90V127H89ZM90 129V130H91ZM107 129L109 130V132H107L106 133V131H107ZM156 129H157V131H156ZM160 129V130H161ZM50 130V129H49ZM64 130H66V128L64 129ZM82 130V131H84V134L82 133V131L80 132V131ZM138 130V131H137ZM154 130V131H153ZM199 130H201V129H198V130H196V131H199ZM44 131V130H43ZM51 131H53L52 129H51ZM87 131V132H86ZM114 131V130H113ZM137 134V132H138V134H137V137L135 136L136 134H134V132ZM153 131V132H152ZM162 131V130H161ZM160 131V132H161ZM25 132V133H24ZM54 133L52 134L51 133V136L53 137V135L54 134H56V132L55 131H53ZM68 132V131H67ZM69 132H70V130H69ZM156 132V133H155ZM181 132V133H180ZM186 132L188 133V134H186ZM193 132V131H192ZM80 133V134H79ZM101 133V134H100ZM109 133V134H108ZM144 133V134H143ZM148 133V134H147ZM198 133V132H197ZM200 133V137H201V132H199ZM68 134V135H69ZM79 134V135H78ZM83 134V136H81ZM95 134V133H94ZM131 134H132V137L133 136H135V137H133V139H131ZM161 134V133H160ZM27 135H29V137H30V135H31V137L29 138ZM48 135L50 136V134L48 133ZM143 135V136H142ZM148 135H149V137H148ZM150 135L152 136V138H150ZM55 136V135H54ZM80 136H81V138H80ZM155 136V137H154ZM1 137V136H0ZM52 137H51V139H52ZM56 137H58L57 136V134H56ZM74 137V138H73ZM128 137H129V139H131V140H129L128 139ZM147 139H146V138ZM154 137V138H153ZM199 137V136H198ZM200 137H199V139H200ZM11 138L9 139V141L10 142H12L11 141ZM17 138V139H16ZM24 138V139H25ZM55 138V137H54ZM60 138V137H59ZM58 138V139H59ZM80 138V139H79ZM159 138H160V135H159ZM43 139H44V137H43ZM45 139H46V135H45ZM73 139V140H72ZM75 139H79V141L77 142V140L75 141ZM83 139L85 140L86 139V141H84V143H86L87 144V146L84 144L83 146H82V141H83ZM115 139V141H117L116 143H118V145L116 146H114V144H115V141L114 142H112L113 140ZM135 139H137V140H135ZM198 139V138H197ZM23 140V139H22ZM47 141H49V139H46ZM55 140H57V138L56 139H54V141ZM112 140V141H111ZM125 140V141H124ZM128 140H129V143H131V144H128ZM176 140V141H175ZM201 141H202V139H200ZM15 141H16V143H15ZM52 141H53V139H52ZM54 141H53V143H54ZM60 142H61V140H59ZM118 141H120V144H119V142ZM134 141H135V144H134ZM175 141V142H174ZM198 141L197 143H199L198 145L200 146V145H203L204 144V142L202 141ZM23 142V141H22ZM21 142V143H22ZM46 142V141H45ZM74 142H77V143H75V145H74ZM91 143V145H90V143ZM112 142V143H111ZM125 142H126V144L128 145L127 147L130 149V151L128 150V148L125 146H123L124 144H125ZM201 142V143H200ZM20 143V144H21ZM59 142L57 141V144H58ZM98 143V144H97ZM109 143V146H107V144ZM122 143V144H121ZM167 143V144H168ZM197 143H196V147L198 148V149H200V147H202V146H200V147H198V145H197ZM14 144H16V145H14ZM20 144H19V147H20ZM56 144V143H55ZM97 144V145H96ZM147 145V147H146V145ZM166 144V145H167ZM178 144V143H177ZM24 145V146H25ZM59 145H60V143H59ZM74 145V146H73ZM88 145H90V146H88ZM173 147V148H175V150H177V152H175L174 150H173V148H171V146ZM179 145V144H178ZM22 146V145H21ZM23 146V147H24ZM65 148H64V147ZM106 146V147H105ZM111 146V148L109 149V147ZM155 146H156V148H155ZM204 146V145H203ZM13 147H14V150H15V148H16V150L15 151H13ZM27 147L29 148L30 146H28L27 145ZM38 147V146H37ZM72 147L70 148V150L72 149ZM114 147H116V148H114ZM119 147V148H118ZM124 147V148H123ZM154 147V148H153ZM165 147H167V146H165ZM164 147V148H165ZM205 147V146H204ZM203 147V148H204ZM64 148V149H63ZM67 148V150L68 151H70L69 149ZM145 148H146V150L147 151H145L144 152V150H145ZM24 149L26 150V148L24 147ZM23 149V150H24ZM41 149V148H40ZM21 150V149H20ZM34 150V149H33ZM73 150H72V152H73ZM112 150H114V152L112 151ZM115 150H116V153H115ZM129 151L127 154H126V151ZM173 152H175V153H173ZM30 151H32V149L30 150ZM78 150H76V152H77ZM94 151V150H93ZM101 151H102V153L104 154V155H102V157H101V160H100V155L102 154L101 153ZM139 151H141V152H139ZM172 153H171V152ZM46 152V149L44 150V153ZM34 153V152H33ZM98 153H99V155H98ZM101 153V154H100ZM180 153V152H179ZM188 153H190V151L189 152H186V154L188 155ZM43 154V153H42ZM45 154H50V155H52L50 152H48V150H47V153H45ZM63 154H64V156H63ZM74 154V152L72 153V155ZM83 154V153H82ZM82 154L80 155V157H82ZM108 154V155H107ZM133 154H135V156L133 155ZM150 154V155H149ZM172 154H174L173 155V160H175L174 158L177 156V154H178V156H179V158H178V160L176 161L175 160V163H174V161H172L171 159H172V157H170V156H172ZM186 154L184 153V156H186ZM11 155H13V157H16V158H14V159H12L13 157H11ZM26 155V156H25ZM111 155H113V158H115L114 156H116V158L115 159H113V161L115 162V163H113V161H112V165H114L113 166V168H112V165L111 166H109V168L110 169H107V167H108V162L107 161H109V163H111V159H110V157L112 158V156ZM119 155H121L120 157H118ZM135 157L134 158V160H133V156ZM183 155V154H182ZM49 156V155H48ZM124 156H125V158H124ZM132 156V157H131ZM74 157H76V155L74 156ZM80 157H79V159H80ZM94 157V158H93ZM105 157V158H104ZM137 157V158H136ZM29 158V159H28ZM32 158H34V156H32ZM98 158V160H96V159ZM127 158V159H126ZM130 159V161L131 160H133V161H131V162H129V159ZM140 158V159H139ZM187 158V157H186ZM76 159V158H75ZM86 159V160H85ZM140 161H139V160ZM194 159V158H193ZM26 160V161H27ZM95 160V161H94ZM100 160V161H99ZM115 160H117V161H115ZM33 161H34V159H33ZM102 161V162H101ZM139 161V162H138ZM170 161V162H169ZM189 161L190 162H188L187 161V163H185L184 165L186 166V164H190L191 163V160L189 159ZM44 162V163H45ZM94 162H95V164H94ZM105 162H107V167L105 166ZM146 163L145 164V166L143 165V163ZM171 162H173L174 163V165L175 166H173V164L170 166V164H171ZM194 162V161H193ZM17 163V162H16ZM20 163V162H19ZM33 163V162H32ZM34 163H36V162H34ZM90 163H92V164H90ZM126 163V164H125ZM128 163H130V164H128ZM81 164H80V166H81ZM118 164H119V166H118ZM139 164H140V167H139ZM193 164V163H192ZM192 164H190V165H192ZM67 165V164H66ZM88 166V165H90V166H94V167H90V166H88V167H86L85 168V166ZM98 165V166H97ZM110 165V164H109ZM143 165V166H142ZM182 165H183V163H182ZM7 166V167H6ZM32 166V167H31ZM76 166L78 167V169L76 168ZM189 166V165H188ZM196 166H197V161H196ZM12 168V169H10L9 170V168ZM16 169H15V168ZM59 167H57V170L59 169ZM61 167V168H62ZM90 167V168H89ZM100 167H102V169L100 168ZM130 167V168H129ZM171 167H173V168H171ZM199 167V166H198ZM14 168V169H13ZM105 168V170H103ZM112 168V169H111ZM115 168V169H114ZM117 168V169H116ZM127 168V169H126ZM172 170H171V169ZM185 167H183V169H184ZM188 168V167H187ZM65 171V173H66V169L65 168H63ZM71 169H73V171L71 170ZM75 169H77V170H75ZM96 169H97V171H96ZM134 171H133V170ZM7 170H9V172L7 171ZM15 170H17V171H15ZM110 170V171H109ZM130 170V171H129ZM186 170V169H185ZM193 171V174H192V171ZM23 171V172H22ZM27 171V172H28ZM80 171H81V169H80ZM111 171H112V173H111ZM200 171V170H199ZM199 171H198V173H199ZM18 172V174L17 175H15V173H17ZM26 172V171H25ZM46 172H48V175H47V173ZM61 172H62V170H61ZM64 172H62V173H64ZM66 173V174H69V173ZM108 172L110 173L109 175H108ZM129 172V173H128ZM21 173L23 174V176H24V179H25V181H24V179L21 177ZM42 173H44V174H42ZM51 173L53 174V176H52V178H51V180H50V175H51ZM59 173H60V171H59ZM65 173L64 174H62V175H65ZM82 173H81V175H82ZM94 173H97L96 175H93ZM128 173V174H127ZM50 174V175H49ZM61 174V173H60ZM130 175V176H127V175ZM14 175H15V178L13 179V177H14ZM19 176H20V181H18L19 180ZM43 176V177H42ZM48 176V177H47ZM94 176V177H93ZM132 176V177H131ZM134 176V177H133ZM191 176V177H190ZM26 177V178H25ZM34 177V178H33ZM41 177V178H40ZM60 177V176H59ZM76 177H78V178H76ZM87 177H88V179H87ZM127 177H129V179H127ZM136 177V178H135ZM13 179V180H11V179ZM33 178V179H32ZM35 178H37V179H35ZM44 178V179H43ZM23 179V180H22ZM27 179V180H26ZM41 179H43L42 181H41ZM47 179V180H46ZM56 179H57V177H56ZM70 179V180H69ZM79 179V180H78ZM95 179H96V181H95ZM133 179V180H132ZM149 179V180H148ZM150 179L152 180V179H155V180H152V182L150 181ZM14 180H15V182H14ZM29 180V181H28ZM37 180V182L35 183V181ZM99 180H100V183H98L99 182ZM101 180H102V182H101ZM127 180H129V182L127 181ZM18 181V182H17ZM24 181V182H23ZM39 181H41L40 183H41V185L42 184H44L45 182H46V185L48 186V184L50 185L49 186V190L47 191V189H48V187H46L47 189H45L44 187L42 188L43 190L45 189V192L48 194V196H47V194H43L45 197H47V198H45V197H43V196H41V194H40V191H39V194L36 192L37 191V187L38 186H40V183H39ZM48 181H50L49 183H48ZM77 181L79 182V183H77ZM98 181V182H97ZM187 181V182H186ZM6 184H5V183ZM10 182V183H9ZM22 182V183H21ZM26 182L28 183L29 182V184H30V186H29V184H27L26 185ZM42 182H44V183H42ZM55 182L57 183L58 182V180L56 181L55 180ZM60 182H58L59 184H60ZM67 182V183H66ZM81 182H83V184L81 183ZM96 182V183H95ZM13 183H15V184H13ZM81 183V184H80ZM85 183V184H84ZM89 183H92L91 184V186L89 185ZM95 183V184H94ZM23 184H24V186H28L27 187V190L26 189H24V190H22L24 187H23ZM76 185L77 184V186H75L74 187V185ZM86 184H88L89 186V188L91 189H94L93 191L92 190H90V189H87L88 187H87V185ZM144 184V185H143ZM182 184H183V186H182ZM185 184V185H184ZM19 185H20V187L22 188H20L19 187ZM58 185V184H57ZM80 185V187H78ZM85 185V187L86 188H82L83 190L85 189V195H87L86 197H87V199H85L86 197H85V195H84V192L82 193V192H80L81 190H80V188L82 187V186H84ZM186 185V186H187ZM189 185H192V184H189ZM31 186L33 187V189L31 188ZM45 186V185H44ZM71 186H73V187H71ZM116 186H119L120 187V191L118 190L119 189V187H117V189H115L116 188ZM126 186V187H125ZM141 187V190H140V187ZM180 186V187H179ZM1 187V188H2ZM14 189H13V188ZM19 187V188H18ZM34 187H35V189H34ZM42 187V186H41ZM99 188V189H97L96 190V188ZM114 187V188H113ZM138 187H139V190H138ZM0 188V189H1ZM26 188V187H25ZM30 188V189H29ZM75 188V189H74ZM186 188V187H185ZM60 189V190H59ZM78 189H79V192H78ZM86 189H87V191H86ZM21 190V191H20ZM31 190H33L34 192L32 193L33 195H31L30 193H31ZM36 190V191H35ZM40 190V189H39ZM73 190V191H72ZM77 190V192H75ZM90 190V191H89ZM136 190H138L139 192H140V194H138V191H136ZM13 191H16L17 193H18V191H19V195L18 194H16V192H15V194H16V198L14 197L15 196V194H14V196H13V194H11ZM22 191H24V192H22ZM30 191V193H29V195L31 196V198L28 196V192ZM57 191V192H56ZM59 191H61L62 192V194H61V192H59ZM112 191V192H111ZM133 191H135V192H137V195H139V196H137V198H136V195H135V193L133 192ZM167 191H166V193H167ZM177 191H176V193H177ZM7 192H8V194L10 195H12V198L14 199V201H11L12 199L10 198V201H9V195H7ZM21 192V193H20ZM42 192V191H41ZM49 192V193H48ZM92 192L94 193V194H92ZM114 192V193H113ZM115 192H117L116 194H115ZM172 192H170V193H168V195H170L171 194V196L173 195L174 196V194L172 193ZM23 193V194H22ZM42 193H44V192H42ZM57 193V194H56ZM68 193L70 194V196H68ZM112 193V194H111ZM128 194V196L127 197H131V194L134 196H132L133 197V199H132V201H131V198H125L126 197V195L125 194ZM71 194H72V196H71ZM78 195V197L76 196V195ZM79 194H81V196H79ZM110 194V195H109ZM119 194V195H118ZM130 194V195H129ZM11 195H10V197H11ZM56 195L58 196V199H57V197H56ZM97 195H101L102 197V199L100 198V196H98L99 197V199L97 198ZM114 195V196H113ZM118 195V196H117ZM122 195H124V197L122 198ZM166 196H168L167 194H165ZM52 196V197H51ZM74 196V197H73ZM90 196V197H89ZM96 196V197H95ZM165 196V197H166ZM171 196H169L170 197V199H172V197ZM27 197L30 199V201L29 202H27L26 203V200H28L27 199ZM35 197H37V198H35ZM65 197V198H64ZM68 197V198H67ZM71 197H73L72 199H71ZM75 197H77V198H75ZM155 197V196H154ZM164 197V196H163ZM162 197V198H163ZM21 198V199H20ZM44 198V199H43ZM49 198V199H48ZM80 199V201L81 200H83L84 201V204H83V201L82 202H80L79 201V199ZM89 198V199H88ZM174 198V197H173ZM42 200L41 202L39 201V200ZM52 199V200H51ZM60 199H61V202H60ZM70 199V200H69ZM77 199H78V202H77ZM135 199V200H134ZM4 200V201H3ZM5 200H6V203H5ZM37 200V201H39V203H40V209H42L41 207H42V205L44 206V202H45V205H47L46 203H49L50 205H51V203H52V205L53 206H55V204H56V206L55 207H53L52 209H51V206H49V204L47 205V206H49L50 207V211L52 210V212H48V214L47 215H45L44 214V216H43V222H42V220L41 221H38V223L40 222H42L41 224H39L40 226H38V228L36 227H32V226H30V230H31V239L29 240V242H26L27 243V245H26V243H25V245L29 248L27 251H26V247H24V250H22L21 251V247H22V249H23V246H25L23 243H24V241H23V239L25 238V236L26 235H28V232H26V233H24V229H25V226H26V228H28L29 227V225H28V223L29 222H31V223H29L30 225H32V223H33V221H36L35 219H33V218H35V216H34V213H36V214H41V210L39 209V207H36V209L33 207L32 208V210H28V213L29 212H31V216H32V213H33V216L30 218V213L28 214V213H26L25 215H24V213L25 212H27L26 210L27 209H31V206H33V204L35 205V203H33V202H35V201ZM67 202H65V201ZM86 200V201H85ZM91 202H90V201ZM112 200H114V202L112 201ZM48 201V202H47ZM52 201V202H51ZM73 201H75V202H73ZM94 201H95V203H94ZM109 201V203L111 204V208H110V210L109 211H113V214H112V217L110 216L111 215V212L109 213V211L107 212V213H101V212H97L98 211V208L99 207H97V206H99L100 205V202L101 203H107ZM151 201V202H150ZM153 201H154V199H153ZM172 201H174L175 202V199L173 200L172 199ZM172 201H171V205H172ZM11 202V203H10ZM12 202H14L15 203V205H18V208H17V211H15L16 210V207L17 206H14V204L12 203ZM25 202V203H24ZM31 202V203H30ZM53 202H54V204H53ZM63 202V203H62ZM79 202H80V204H79ZM93 202V203H92ZM123 204L122 206H121V203ZM20 203V204H19ZM28 203H30V204H28ZM76 203V204H75ZM77 203L79 204V205H77ZM87 203H88V205H87ZM120 205H119V204ZM164 203V204H163ZM29 206H28V205ZM38 204V203H37ZM63 204V205H62ZM66 205V207H68V208H66L65 207V205ZM90 204V205H89ZM94 205V207H93V205ZM118 204V205H117ZM175 204V203H174ZM3 205H4V207H3ZM12 205L15 207V210H13L14 209V207L12 208ZM26 205H27V208H26ZM81 205V206H80ZM84 205L87 207V208H89V209H91V210H89V209H86V207H84ZM153 205V206H152ZM36 206V205H35ZM58 206V207H57ZM65 207L66 208V210H65V212H66V214H65V212H64V208H62V207ZM113 206V207H112ZM120 206H121V208H120ZM2 207H3V209H2ZM21 207V208H20ZM23 207H25V211H24V208ZM126 207H129V208H127L128 209V211L129 210H131V212H130V214L128 213V211L126 210L125 211V213H123V214H121V212L123 211V210H125L126 209ZM164 207L166 208L165 209V211H164ZM7 210H9V211H14V212H17L18 213V210H19V213H18V215L16 214L15 215V217L16 216H19L18 217V220L20 219V218H22V217H25V218H23V222H22V225H21V221H19V224H17V222H18V220H17V222H16V224H15V219L13 220L12 219V221H14V222H10V219H8L10 216H9V214L11 213V212H9V214L7 213V211H6V209ZM54 208H55V210H54ZM57 208V209H56ZM62 208V209H61ZM72 208H73V211L74 212H72ZM123 208V209H122ZM2 209V210H1ZM44 209H45V207H44ZM46 209H47V207H46ZM75 209V210H74ZM82 209V210H81ZM95 209H97V211L95 210ZM159 209V210H158ZM33 210H35V211H33ZM71 210V211H70ZM84 210H87V212H85ZM155 210H154V212H155ZM6 211V212H5ZM20 211H22L23 212V215L24 216H20L19 214L21 213ZM33 211V212H32ZM58 211H59V214H58ZM81 211V214L79 213ZM115 211V212H114ZM54 212V213H53ZM69 214H68V213ZM72 214H71V213ZM126 212H127V215H125V217H123V215L124 214H126ZM168 212H169V210H168ZM57 213V214H56ZM74 213V214H73ZM82 213H83V215H82ZM89 213V214H88ZM8 214V215H7ZM68 214V215H67ZM75 214H76V216H75ZM80 214V215H79ZM107 214H109V215H107ZM161 214H162V212H161ZM161 214H160V216H161ZM176 214V213H175ZM11 215V214H10ZM21 215H22V213H21ZM38 215V216H39ZM53 216V215H55V217L53 216V217H51V216ZM56 215H58V216H56ZM72 215H74V216H72ZM100 215L104 218V220L102 219V217L100 218ZM165 215H163L164 217H165ZM168 216H167V220H168V218L169 217H171V214L169 215V213L167 214ZM172 215H174V214H172ZM4 216V217H3ZM12 216H13V214H12ZM80 216V217H79ZM162 216V217H163ZM176 216V215H175ZM174 216V218H176ZM177 216H179L178 214H177ZM6 217V218H5ZM14 217V218H15ZM27 217H29V218H27ZM50 217H51V219H50ZM66 217H67V219H66ZM162 217H159V218H161L162 220L164 219V217L162 218ZM13 218V217H12ZM38 218V217H37ZM39 218H41L40 216H39ZM54 218V219H53ZM57 218V219H56ZM72 218V219H71ZM92 218V222H91V224L89 225V227H86V226H84V225H86L87 224V222H88V224H89V219H91ZM98 218V219H97ZM174 218H169V222H170V220H171V224H172V222L174 221V224L177 222V220H178V218L176 219V222H175V219ZM8 219V220H7ZM17 219V218H16ZM32 219H33V221H32ZM58 219H61V220H58ZM97 219V220H96ZM106 219H109L108 220V222H107V220ZM151 219H152V217H151ZM151 219H150V221H151ZM160 219V220H161ZM166 219V218H165ZM172 219H174V220H172ZM37 220H39V219H37ZM52 220V221H51ZM94 220V221H93ZM103 220V221H102ZM26 221H29V222H27V225H28V227H27V225L25 224L26 223ZM58 221H60V222H58ZM96 221V222H95ZM101 221V222H100ZM150 221H148V222H150ZM163 221H165V220H163ZM25 222V223H24ZM37 222V221H36ZM107 222V223H106ZM14 223V224H13ZM52 223V224H51ZM86 223V224H85ZM104 223H105V225H104ZM5 224L7 225H9V227H10V229H9V227L8 226H5ZM12 224V225H11ZM44 224H45V226H44ZM46 224H47V226H46ZM79 224V225H78ZM145 224V225H146ZM25 225V226H24ZM35 225H37V224H35ZM78 225V226H77ZM82 225V226H81ZM102 225H104L103 227H101ZM107 225V226H106ZM5 226V227H4ZM20 226H22L21 227V229H19L20 231L18 232V228H20ZM24 226V227H23ZM34 226V225H33ZM42 226V227H41ZM118 226H120L119 228H120V230H119V228H118ZM46 227H47V229H46ZM56 227V228H55ZM70 227H71V229H70ZM77 227H78V230H77ZM86 227V228H85ZM93 227V229L94 230H92L91 228ZM109 228V229H106V228ZM6 228H8V229H6ZM41 228V229H40ZM55 228V229H54ZM89 228H90V230H89ZM104 228H105V231H104ZM36 230L35 232H33V230ZM38 229V230H37ZM46 229V230H45ZM50 230V233H51V231H53L52 233L54 234H52V235H50V233H47L46 231L47 230ZM57 229H58V231H57ZM69 229V230H68ZM8 230V231H7ZM14 230H15V232H14ZM16 230H17V235L22 231V234H20L22 237H23V239L22 240H20V238H19V236H18V238H19V241H21V242H19V244H21V246L17 243V245H19L18 247H20V251H19V249L18 248H13V247H10L11 245H13L12 243H14L15 242V240H17L18 238L15 236L14 237V235L16 234ZM44 230H45V234H44ZM49 230H48V232H49ZM119 230V231H118ZM147 231H151L152 232V234H151V232H150V234H149V232H147L148 233V238L149 237H154V234H153V230H152V226H151V230L149 229V227H148V229H146ZM1 231H2V233H1ZM3 231H4V233H3ZM10 231H11V233L13 232V233H15L14 235H13V233L11 234L10 233ZM27 231H28V229H27ZM63 231H64V234H63ZM85 231V232H84ZM91 231H93V233H91L90 234V232ZM95 231V232H94ZM98 233H97V232ZM101 231H102V233H101ZM155 231L156 230H154V233H155ZM8 232V233H7ZM37 232H38V234H37ZM39 232H41V233H43V235L41 234V238H40V240H37L38 242H34V240H36V239H39L38 237H40L39 235H40V233ZM67 232H69V233H67ZM70 232H71V235H70ZM87 232V233H86ZM119 232V233H118ZM79 233V235L77 236V234ZM130 232H128V234H129ZM57 234H59L58 236H57ZM73 234V235H72ZM92 234H94V235H92ZM102 234H104L103 235V240L101 239V237H102ZM145 234V233H144ZM156 234V233H155ZM12 235V238H16L15 240L14 239H12L10 236ZM45 235V236H44ZM47 235V236H46ZM48 235H50V236H48ZM56 235V236H55ZM74 235H75V237H74ZM97 235H98V238H97ZM114 235H118V237L114 240ZM3 236V237H2ZM53 238H52V237ZM74 237V238H72V237ZM88 236V239H85L86 237ZM115 236V237H116ZM143 236H146V234L145 235H143ZM29 237V236H28ZM35 237H36V239H35ZM78 238V241H77V238ZM83 237H84V240H82L83 239ZM89 237H90V239H89ZM93 237V238H92ZM151 237V239L150 240H152L153 238ZM10 238L13 240V242H12V240L10 241V242H12V243H9L10 244V246L8 245L7 247H6V249H8L7 251H6V249H5V246H6V243L8 244V242H6V240H10ZM80 238H81V240H80ZM143 239V241H142V239ZM141 238H138V239H140L142 242H144V244L146 243V241H144V240H146V239H148L147 237H141ZM27 239V238H26ZM75 239V240H74ZM97 239V240H96ZM110 239H111V241H110ZM149 239L147 240L148 242H149ZM5 240V241H4ZM32 240V241H31ZM44 240V241H43ZM80 240V241H79ZM99 240H101L100 242H98ZM107 240V241H106ZM28 241V240H27ZM75 241H76V243H75ZM95 241H97L98 243L96 244V242ZM110 241V242H109ZM112 241H114V243L112 244ZM23 242V243H22ZM31 242H32V244H31ZM142 242H140V244L142 245ZM29 243V244H28ZM40 243V245H38V244ZM139 243V241L138 242H136V244H138ZM34 244V245H33ZM65 245V246H63V248L61 249V246L62 245ZM136 244H134V245H136ZM33 245V246H32ZM73 245H74V247H73ZM133 245V248L132 249H134V250H137L138 251V248L140 247L139 246V244H138V247H135ZM72 246V247H71ZM137 246V245H136ZM143 246V245H142ZM14 247H17L16 246V243L14 244ZM39 247V248H38ZM135 247V248H134ZM4 248V249H3ZM55 248V250H56V252H55V250H53ZM57 248H60V250H57ZM73 248V249H72ZM84 248V249H83ZM85 248H87L88 249V251H92V253H91V255H89V252H88V254H87V249H85ZM141 248V247H140ZM14 250V252H12V253H10L11 252V250ZM18 249V250H17ZM32 249H34V248H32ZM90 249V250H89ZM84 250H86V251H84ZM121 250V249H120ZM133 250V251H134ZM26 251V252H25ZM67 251V252H66ZM85 252V254H84V252ZM96 251V252H95ZM4 252H5V254H4ZM95 252V253H94ZM44 253V255H43V257H41V255ZM55 253L58 255V256H56L55 255ZM131 253H134V252H131ZM20 254V255H19ZM86 254H87V256H86ZM97 254H99L100 256H98L97 257ZM105 254V253H104ZM113 254V256L114 257H116L114 260H112V257L113 256H111ZM4 255V256H3ZM48 255V256H47ZM54 255L56 256V257H54ZM86 256V257H84V256ZM40 256V257H39ZM51 256H53V257H51ZM78 256H80V253H79V255ZM6 257L8 258V255H6ZM45 257V258H44ZM101 257H100V259H101ZM4 258V259H3ZM31 258V257H30ZM32 258H31V260H32ZM90 258V257H89ZM22 259H21V261H22ZM76 259H78L76 262H78V261H80V263H82V262H84V261H82L81 259H79V258H76ZM92 258H90V260H91ZM47 259H45V261H46ZM86 260H88V259H86ZM85 260V261H86ZM18 261H20L19 259H18ZM100 261V260H99ZM101 261H104V257L102 258V260ZM112 261V262H111ZM28 262V264H32V262H30V259L27 261ZM27 262H24V264L25 263H27ZM30 262V263H29ZM38 262H36V263H38ZM20 263V262H19ZM35 263V264H36ZM79 263V262H78ZM77 263V264H78ZM76 264V263H75ZM101 264H106V262H102Z\"/></svg>",
	"mask_w": 264,
	"mask_h": 264
},
{
	"label": "water",
	"instance_id": "3",
	"mask_svg": "<svg viewBox=\"0 0 264 264\" xmlns=\"http://www.w3.org/2000/svg\"><path fill=\"white\" fill-rule=\"evenodd\" d=\"M143 27L203 39L222 53L264 58V0H111Z\"/></svg>",
	"mask_w": 264,
	"mask_h": 264
}]
</instances>
